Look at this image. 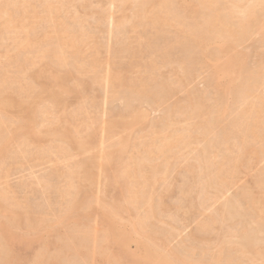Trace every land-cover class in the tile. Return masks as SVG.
<instances>
[{
    "label": "rangeland",
    "instance_id": "1",
    "mask_svg": "<svg viewBox=\"0 0 264 264\" xmlns=\"http://www.w3.org/2000/svg\"><path fill=\"white\" fill-rule=\"evenodd\" d=\"M41 1L40 0H29V1L28 0H7V1L6 0H0V12H1L0 13V21H1L0 22V24H1L0 25V31L3 33L2 34L0 32V88L2 89L0 91L3 93L2 94L0 92V96L2 95L1 97H3V95L6 94V96H4L3 98L0 97V101L2 99V100H5L6 102L7 101L9 102L10 99L13 98L12 101H10L11 103L10 102L9 103H10V105H12V104L15 105V107L13 105L10 106V110L8 108L9 106L5 107L4 109H2V107H1V109H0V113H1L0 118L4 116L3 118H1V120L3 119V120H5V122H7L6 123L7 125H5V122L3 120L0 121V124L3 122L2 125L5 126V127L0 126V129H2L1 133H3V134L5 133V137H1V136H3V134L0 133L1 134L0 139L2 140V138H6L7 136L11 135V133L17 132L18 126H21L26 121H27V124L31 120H32L31 123H34V124H32V132H31V137H30L29 141L25 142L23 139H21V137H22L21 135L23 133H21V134H19L20 132H17L16 134L14 133L15 135H17L14 140L17 142H15L13 140L14 143L12 142L9 145V149L7 148L6 151H4L2 153L4 155L0 154V198L2 196V198H3L2 202L4 201L3 204L0 201V203H1L0 205L1 206L4 205L3 207L0 206V215H2V217L0 216V219L2 220V221H0V223H1L0 226H3V227H0V264H11V263L16 264V261H17V264H36V263H38V264H40V263L41 264L42 263L43 264H53V263L54 264H59V263L60 264L61 263L62 264H77V263L78 264H84V263L85 264H107V263L113 264L114 262H115L114 264H122V263L123 264H159V263L160 264H168V263L169 264H174V263L175 264H199V263L200 264H207V263L208 264H225V263L226 264H231V263L232 264H250V263H252V264H264V214H262L260 212V210L263 209L262 206H264V205H261V207H260V204L258 205L259 202L257 203V201H259L257 199H261L260 196H258V194L264 195L263 194L264 193L263 192L264 191V180H263L264 179V154H263L264 153L263 152L264 146L261 147V145H264L262 142V140L264 141V134H263L264 133V119H263L264 116H262L261 115L262 113L260 112V109L262 111V108H264V103H263L264 102V99H263L264 98V96H263L264 95V84H263L264 83V77H263L264 76V65H263L264 64V33H262L263 30H261L264 28V16L262 14L260 15L261 10L264 11L263 10L264 9V7H263L264 6L263 5L264 0H260L261 2L259 0H255V1L251 0V4L249 3L250 0H235V1L234 0H211L212 2L208 3L209 5H207V3H206L205 7L202 4L203 2H201V0H199V1L198 0H195V1H193V0L192 1H189V0H184V1L183 0H165V1H163L162 0V4L164 2L163 5L161 4L160 0H148L149 1L148 4H147L146 0H144V1L143 0L142 1L141 0H123V1H121V0H109V1L108 0H74V1L73 0H48L47 1L46 0L47 2H45L44 0H41ZM43 1L45 3H43ZM75 1H77V2H75ZM131 1H133V2H131ZM196 1H197V3H199L198 5L196 4ZM4 2L6 3V5L7 4L8 5L6 6ZM22 2H24V3H22ZM112 2H113V4H112ZM190 2L193 3V5H192L193 7L189 8L188 6L189 5L191 6V4H189ZM141 3H142V5H141ZM185 3H186V5H185ZM200 3L203 5V8L200 7ZM230 3H233V4L231 5ZM235 3L237 4V6H234ZM247 3H249L248 6H250V5L254 6V4L257 3V4H255L256 7L250 6V7H252L251 9H250V7L248 8V6H247L249 13L247 12L248 10H246V6H245ZM44 4H45V6H44ZM50 4H51V6H50ZM212 4L215 6H217V5H222V6L214 7ZM18 5L20 8L18 7ZM25 5H26V7H25ZM63 5H65V7ZM155 5H157V6H155ZM169 5H172V6H169ZM206 5H207V8H206ZM27 6L29 7V9ZM162 6L166 7V8H169V7H171V8H169L170 10L167 9L168 10L167 11ZM184 6H185V8H189L188 9L189 12L186 11L187 9L186 10L183 9ZM211 6L213 8H211V10L208 12L207 9H209ZM230 6L236 8L235 13L232 12V14H231L230 10L231 11L235 10L232 7H231L232 9H230L229 11L227 10V13H226V9H229ZM7 7H9V8H7ZM160 7H162V9L165 10L164 11L165 13L162 11V9H160ZM195 7L198 9H201L200 10L201 13L205 12L204 15L203 14L201 15L202 17L204 16L203 19L200 16L201 13H199V15H197V16L201 17V18L198 17V19L200 18L201 20L200 19L198 20L196 15H195V17L192 16V15H194V13L198 14V12H197L198 9L196 12H194ZM242 7H244L243 10H241ZM214 8H215V10H214ZM3 9H7V10L3 11ZM190 9H193V10H191L192 13L190 12ZM222 9L224 11H222ZM253 9L256 10V13L254 12ZM45 10H46V12H43ZM50 10L53 11L52 14H51ZM15 11H17V12H15ZM54 11L56 14L54 13ZM157 11L159 14H158V16L154 17L155 15H157V13L155 14V12H157ZM238 11L239 12L245 11L247 13V16L244 14L246 16V18L244 17V15H242V13H239ZM4 12H7V13L10 12L8 14L9 16L7 15V13L5 14ZM26 12H28L29 14L28 13L25 14ZM36 12H39V13H36ZM99 12L101 14H103V16L100 15ZM167 12H168V14H167ZM171 12H172V14H171ZM15 13H16V15H15ZM229 13L231 14V16L232 15L233 16L232 17L230 15L228 16ZM258 13H259V15H258ZM262 13L264 14V12H262ZM2 14H4V16L1 19ZM165 14L168 16L165 17L166 16ZM206 14L210 15L211 18L208 17V18H210V19H208ZM212 14H214L216 17ZM222 14L223 15L227 14V15H225L226 19H224L225 16H223ZM239 14L243 17V19H241L242 17ZM249 14H251V15H249ZM253 14L254 15L257 14V16H259L261 19H259V17H257V18L254 17ZM137 15L138 16L140 15L139 18ZM161 15L164 16L165 18H163ZM101 16L105 17V18H102ZM176 16H178V17H176ZM187 16H189V17L191 16L189 20H188ZM205 16L208 20L205 19ZM236 16L241 17V18L239 17L240 21H238L239 18H237ZM251 16H252V18H251L252 22L250 20ZM20 17H23V18H20ZM109 17H111V18H109ZM134 17H135V19L136 18H138V19L135 20ZM142 17H144V18H142ZM150 17H152V18L154 17L153 20L155 18L156 19L162 18V21H164L166 18H171V19H169L170 22L168 19H166L167 21L165 20L166 22L161 21V23L163 25L162 24L160 25V20H154V22H153L152 18L150 19ZM157 17H159V18H157ZM183 17H185V18L181 21V19ZM218 17L221 18L222 20L219 19ZM247 17L249 19H247ZM174 18H175V20H174ZM228 18H230L229 21L231 22V24L228 21ZM128 19L130 22L134 19V21H132V22H134L135 24L127 21ZM204 19L206 21H208L207 22L208 25L204 21ZM217 19L221 20V22L223 24L220 25V23H218L216 21ZM258 19H259V21H258ZM7 20L12 21V24H10L6 27L8 31H6V28H4L2 25V24H4L2 22H5ZM52 20H53V22H51ZM146 20H148V21H146ZM190 20H191V22H190ZM242 20H244L243 21L244 24H242ZM248 20H249V22L252 23V25L256 24V21H257V24H256L257 26L255 25L254 27L253 26L250 27L251 23H250V25H245L246 23L249 24ZM126 21L129 23H127ZM151 21L153 22V25H152ZM155 21L158 23H156ZM198 21H201L203 24L201 22H198ZM203 21L206 24L205 27L208 26L209 28L208 27L205 28V27L201 26V25H204ZM233 21H234V24L236 25L235 27H234V24H232ZM18 22H19V24H18ZM193 22L195 23V25ZM211 22H213L214 25L216 24L214 27L216 28V26H217L218 29H215L214 27L210 28L211 26L209 24H211ZM224 22H225V24H224ZM227 22H229V25L227 24ZM56 23H57V25H56ZM63 23L65 24L64 26H62ZM191 23H193V24L191 25ZM170 24H171V26H170ZM213 24H211V25H213ZM60 25H61V27H60ZM237 25H239V27H240L239 29H241V30H242L241 26L243 25V27H246L244 29H246V31L248 30V32L243 31V33L241 34L240 33L241 30H239V29H238L239 31L236 30V27H238ZM133 26H135V28ZM161 26H162V28H161ZM199 26H200V28L202 27L201 28L202 30H199ZM228 26H229V29H232L231 30L232 33L230 35H233V38H234V39L232 38L233 40L232 39L230 40V38L232 36L230 37V35H228L227 31H229V33H230V30L229 29L227 30ZM231 26L233 28H231ZM59 27H60V29H59ZM114 27H115V30H112V29H114ZM80 28L83 30H80ZM203 28L207 29V32L205 30H204L205 32H202ZM222 28H225L227 31L225 29H222ZM57 29H58V32H57ZM193 29L195 31L197 30L196 31L197 34L195 33V31L192 32L193 35L195 33V35H199V36L194 35L195 36V38H194L192 34H191L192 36L189 35V33H191L190 30L193 31ZM212 29L216 30V31H213ZM54 30H55V34H54ZM198 31H201L202 34H200L201 32L198 33ZM233 31H234V33H233ZM236 31H238V32L235 33ZM258 31H260L261 34ZM212 32L216 34V35L214 34L215 35L214 38H212L213 37V35L211 34ZM245 32L247 33V35H243V34H246ZM56 33L59 35H57ZM203 33H204V35H203ZM206 33H207V36L209 34L208 37L206 36ZM238 33L241 34L240 37H239ZM32 34H33V37H32ZM64 34H65V36H64ZM67 34H68V36H67ZM221 34H222V36H221ZM235 34H237V35L235 36ZM55 35H57V37ZM185 35L187 38L185 37ZM202 35H203V37H202ZM7 36L9 37V39L7 38ZM62 36L64 38H62ZM220 36H221V38H220ZM66 37L68 39L70 37H72V38L76 37L77 39L74 38L75 41H68L66 39ZM164 37L165 38L167 37V38L165 39ZM190 37L194 38L195 40L191 39ZM200 37H202V40L204 39L205 42L202 40L200 42ZM228 37H230V38H228ZM29 38H31V39H29ZM56 38H57L58 42L56 41ZM2 39H4V40H2ZM79 39L82 41L80 42ZM189 39L192 42L189 41ZM207 39H208V41H207ZM226 39H228V40H226ZM30 40H32V41H30ZM160 40L163 42H161ZM171 40H173V41H171ZM196 40L199 42H197ZM218 40H219V42H218ZM47 41H49V43ZM64 41H66V42L64 43ZM76 41H77V43H76ZM195 41H196V43H195ZM210 41H211V43H210ZM226 41H228L229 42L228 44L231 45V47H233V48H231L230 46H227L228 44ZM234 41H235V43H234ZM142 42H143V44H142ZM230 42L234 45H232ZM66 43L68 44V46ZM182 43H184L185 45H183ZM193 43L195 44V47H194ZM197 43H200V44L198 45ZM220 43L222 45L217 46ZM225 43H226V45H225ZM236 43H237V45H236ZM44 44H46V45H44ZM154 44H156V45H155V48L153 47L154 48V50H153L152 46H154ZM32 45H33V47H32ZM56 45H58V46H56ZM76 45H79L80 49L78 48V46L76 48L75 47ZM141 45H143V46H141ZM176 45L178 47H176ZM188 45H190L191 48H189ZM200 45H203V46H200ZM59 46H61V47L59 48ZM134 46L136 47L137 50L134 48ZM224 46L227 48H225ZM32 48H33V50H32ZM130 48H131V50H130ZM138 48H140V49H138ZM193 48H196V49H193ZM218 48H220V50ZM223 48H224V50H221ZM228 48H229V50L227 51L226 49H228ZM192 49L194 51H192ZM53 50L57 51V53L54 52ZM120 50H121V53H120ZM133 50L134 51L136 50V53H134L135 55L137 54L136 57H133V55H134ZM156 50H158V51H156ZM200 50H202V51L200 52ZM215 50H217V51H215ZM48 51H50L49 54H47ZM214 51H215V54H214ZM28 52L31 54H29ZM204 53H205V56H204ZM241 53H242V55H240ZM42 54H45L46 56H44ZM233 54H235V56L239 55L237 58H239L240 56L242 58V56H243V58H242L243 60L241 58H240L241 60L237 59ZM116 55H117V57H116ZM153 55H154V57H153ZM187 55H188V57H187ZM233 56H234V59H233ZM132 57H133V59H132ZM220 57H223V59ZM63 58L66 59L65 62H64ZM130 58H131V60H130ZM144 58H146V59L144 60ZM82 59H83V62L81 61ZM176 60H178V61H176ZM215 60H218V61H215ZM234 60L237 62L239 60L240 62L237 63ZM56 61H58V62L56 63ZM223 61H226L227 65H229V64L232 65V63H233V66L237 65L239 67V70L237 71V66H235V70H236L235 71L233 69V66L232 67L227 66L226 63ZM228 61L229 62L231 61V62L229 63ZM52 62H53V64H52ZM59 62H60V64L61 63L66 64L68 62L67 63L68 65L67 64H66V66H65V64L60 65ZM69 62H70V65H69ZM126 62H127V64H126ZM213 62L215 65L217 64L216 66H218V68H212ZM217 62L220 64H218ZM1 63H3V64L1 65ZM46 63H48V64H46ZM55 63H56V65H55ZM114 63H116V64L114 65ZM120 63H121V65H120ZM174 64H176V65H174ZM89 65H90V68H88ZM163 65H164V67H163ZM215 65L213 67H216ZM222 65L224 68L221 67ZM51 66H54V67L52 68ZM135 66H137L138 68ZM171 66H173V67H171ZM175 66H177V67H175ZM242 66L244 69H242ZM261 66H263V67H261ZM116 68L118 71L116 70ZM132 68H134L133 71L129 70ZM163 69H165V70H163ZM211 69L212 70L217 69L218 73H214L216 71L215 70L212 71ZM218 69L219 70L222 69L223 71L222 70L219 71ZM240 69H242V70H240ZM231 70H233V73L231 72ZM257 70L258 71L260 70L261 72L258 73ZM179 71H181V72L179 73ZM188 71H190V72H188ZM229 71H230V74L233 75V77H232V75L228 76V75H230ZM89 72H90V74H89ZM235 72L236 73L238 72L239 74H241V75L244 74V75H242V76L239 74L236 75ZM123 73L125 75H123ZM209 73H211V74H209ZM212 73L216 76V77H214L215 80L212 77L213 76ZM220 73L223 75L222 77H221ZM262 73H263V76H261V78H259V74H262ZM74 74H75V76H74ZM107 74H109L111 76H109ZM117 74L121 75L119 77V79H117V77H118V76H116ZM218 74L220 75L221 79L219 78ZM51 75H52V77H51ZM235 75H236V77H235ZM254 75L256 77L258 75L259 80L257 78H255ZM217 76L220 80H216ZM2 77L4 80L2 79ZM96 77H98V79ZM110 77H113L114 80L113 79L111 80ZM121 77H124V78L121 79ZM170 77H171V79H170ZM226 77H227V79H226ZM230 77H232V78H230ZM245 77H246V79H248V81L245 79ZM253 77L255 78L254 80H256V81L252 80ZM45 78L46 79L50 78V79H48V82H47ZM74 78L76 79V81L74 80ZM89 78L92 82L90 80H88ZM106 78H107V80L110 79L112 82L110 80L105 81ZM133 78H134V80H133ZM222 78H224V79H222ZM240 78H242V79L244 78L246 81L242 80ZM56 79H58V81ZM124 79H126V80H124ZM229 79H231V80L233 79L232 83H230L231 80H229ZM118 80H122V81L118 82ZM240 80L242 81V84H241ZM250 80H252L254 82H252ZM257 80H258V82H257ZM217 81H219L218 84L222 87L217 86L218 85ZM239 81H240V83H239ZM51 82L54 84L57 83L59 87L56 86L57 84L55 86H54V84L52 86H49L52 84ZM60 82L61 83L63 82V83L60 84ZM129 82L131 84H129ZM149 82L152 84H150ZM259 82H261V83H259ZM26 83H27V85H26ZM41 83L43 86L41 85ZM43 83H45L46 86H44ZM75 83H77V84L75 85ZM96 83H98V84H96ZM254 83L257 84V88L255 89V92L253 90H251L252 88L254 89ZM63 84L66 85L65 88L63 87ZM135 84H137V87ZM162 84L164 86H162ZM227 84H229V85L227 86ZM245 84H246V86H243ZM1 85H2V87H1ZM129 85L131 86V88ZM133 85H135V86H133ZM240 85H241V87H240ZM251 85H252V87H250ZM22 86H23V88H22ZM47 86H48V88L46 89ZM68 86L70 88H73L74 90L71 89L72 92H70L69 90L65 91L67 89L66 87H68ZM81 86H82V88H81ZM142 86H143V89H141ZM16 87H18V88H16ZM25 87H26V89H25ZM40 87H42L41 91H43L44 89H46V90H44L43 92H40V90H39ZM51 87H52V89H51ZM61 87H63V88H61ZM91 87H92V89H91ZM133 87H135V88H133ZM138 87H139L141 93L138 91L139 89L136 90ZM245 87H247V88H245ZM255 87H256V85H255ZM125 88H126V90H125ZM49 89H51V91L54 89L53 90L54 92L57 90L60 91V94L58 93V91L56 92V94H57L56 96L61 97L62 99L61 98L60 99L62 101H59V100L57 101V100L52 99L50 97V96L53 97V95H51V94L54 92H52L49 96L45 95L46 94L45 92L47 90L50 91ZM224 89L226 91L229 90V93L225 91V94H226L225 95ZM245 89L246 90L248 89V90L245 91ZM154 90H156V91H154ZM28 91H29V93H27ZM62 91L65 92V93H63L64 96H62ZM78 91L81 94H79ZM160 91H162V93H160ZM244 91L248 92V93H244ZM249 92L252 93V95ZM68 93H69V95H68L69 97L67 96ZM7 94H9V95H7ZM10 94L11 95L13 94L14 96L12 95L13 96L12 97ZM47 94H49V92ZM83 94L85 95V97ZM238 94H239V96L237 97ZM242 94H243V96H242ZM245 94L251 95V96H247ZM138 95H139V97H138ZM7 96L10 97V99H8ZM30 96L32 97V99H29ZM260 96L262 98H260ZM25 97L26 98L28 97V98L26 99ZM35 97L37 100L35 99ZM40 97L42 100L38 99ZM48 97H50V99H51L50 101H48L49 100V99H47ZM164 97H165V99H164ZM184 97H185V99H184ZM197 97H198V99H197ZM86 98H87V100H86ZM161 98H163V99H161ZM204 98H205L206 102H205ZM236 98L238 99L239 102L237 101ZM244 98L247 99V101L244 100ZM16 99H17V101H16ZM20 99H21V102H23L22 104H24L23 105L24 109L22 106L19 105V104H21ZM28 99H29V101H28ZM201 99H202V101H201ZM26 101L28 103H26ZM34 101H36V103ZM86 101L88 104L86 103ZM254 101H255V103H254ZM32 102H34V104ZM43 102L46 105V106L44 105L45 107L42 106L44 104ZM56 102H58V103H56ZM251 102H253V103H251ZM258 102H260V104H261L260 106H258L259 105ZM40 103H42V105ZM52 103L54 104L53 106H52ZM27 104H28V107L26 106ZM30 104H33V105L31 106ZM35 104H37V105H35ZM48 104L50 107L45 109L48 106ZM61 104H65L63 106H65L66 110L64 108H60L59 105H61ZM80 104L82 107L80 106ZM239 104H242V105H239ZM247 104H248V106L250 105L251 107L250 106L248 107ZM253 104H254V111H253V107H252ZM55 105H57V106H55ZM185 105H186V107H185ZM255 105L258 106V108L256 107L257 112L255 111L256 110ZM38 106L41 107V110L43 111V114L45 113V115H43L41 113L42 111L40 110V108ZM76 106H77V108H76ZM199 106L200 107L202 106V108L203 107H205V108L201 109ZM12 107H14V108L12 109ZM29 107L32 108L31 111L29 110L30 109ZM239 107H241V108H239ZM58 108L61 110L57 112L56 109H58ZM182 108H183V111L181 110ZM193 108H194V111L192 110ZM5 109L7 110V112H5L6 111ZM48 109H50V111H48ZM62 109H64V111H62ZM219 109H220V111H219ZM249 109H250V111H249ZM51 110H52V112H51ZM71 110H72V112L75 110L73 113L74 118L71 117V115H72ZM169 110H170V112H169ZM35 111L36 112L41 111V112H38L36 115ZM54 111L56 113L55 115L53 113ZM139 111H141V112H139ZM192 111L194 113L191 114ZM197 111L199 114L197 113ZM229 111H230V113H229ZM239 111L241 113H239ZM258 111L260 113H258ZM187 112H188V114H187ZM202 112H204V113H202ZM209 112H210V114H209ZM237 112L239 113V115ZM245 112H247V113L253 112L256 114V116L254 115L255 116L254 121L257 120V122L253 121V117H250L251 120L249 122L250 124L252 122L255 125L257 124L256 127L258 126L257 128L255 126L253 128V126L250 125V127L253 129L252 134L255 132L252 135L255 138L254 140L252 139L253 137H251L249 135V134H251L250 133L251 130L248 129V126H249L248 120L250 118H249V116H247V118L244 119L247 113L244 115L242 114ZM2 113H4V114H2ZM39 113L42 114V116H43L42 121H41V115H39ZM66 113H69V114L71 113V114L69 115ZM5 114L7 116H5ZM63 115H64V118H61V117H63ZM141 115H142V117H141ZM144 115H145V117H144ZM217 115H218V117H217ZM248 115H250V114H248ZM22 116H23V119L25 121L22 120L23 122L21 121V124L19 125V122L22 119L20 117H22ZM33 116L37 117L40 120H34V118H32ZM13 117L15 119H13ZM17 117H18V120H17ZM29 117L31 118L30 120H28ZM48 117L51 119L52 123H51V121L49 122L50 119ZM53 117L55 119L58 118L57 122H55L56 120L54 121ZM37 118H35V119H37ZM82 118H83V120H82ZM203 118H204V120H203ZM190 119H192V120H190ZM235 119H237V121ZM43 120H45V122ZM60 120H61V122H60ZM246 120H247L248 126L246 124V126L243 127V123ZM8 123H9V127H11V128L8 127ZM15 123L18 125H16ZM53 123L56 125H52ZM59 123H62V124H60L61 126H59ZM63 123H65L66 126ZM132 123H133V126L131 127ZM259 123L261 126L258 125ZM240 124L242 125V130H241ZM12 125L14 127H16L15 131H11L14 129V127ZM63 125H64V127H63ZM135 125H137V127ZM39 126H42V127L38 128ZM44 126H45V128H44ZM73 126L75 128H72ZM122 126H123V128H122ZM2 127H4V128H2ZM233 127L237 128V129H235L236 131L234 130ZM5 128L9 129V131H7V132H9V134L6 131H4V130H6ZM36 128H38V129H36ZM60 128H62V129L67 128L68 130L70 129L69 131H67L69 133L65 132L66 129L62 130ZM86 128H88V129H86ZM138 128H139V132H137ZM223 128H224V130H223ZM101 129H103V130H101ZM182 129H183V131H182ZM204 129H205V131H204ZM257 129H260L259 131L261 133L262 132L263 133L261 134L259 131L257 132ZM57 130L59 131V133ZM125 130L127 133L125 132ZM10 131H11V133H10ZM34 131H35V134H37L36 132H39L38 133L39 135H35ZM50 131H52V132H50ZM54 131H55V133H54ZM61 131H62V133H61ZM242 131H243V133H242ZM247 131L249 132V133H247L248 136L251 137L250 139H252V140H250L248 138V141L249 142L251 141V143L246 141L247 145H248V143H249V145L250 144L253 145L255 141H257V142H255L257 145H258V142H260V141L262 142V144L260 142L258 146L256 144H254L253 149H256V147H257L256 151L251 149L252 145H250L251 147L249 146V148H247L246 145H243L242 139H244V136L246 134L245 132H247ZM40 132H42V133H40ZM45 132H47V134ZM177 132H178V135L181 133L180 136L177 135ZM221 132H223V133H221ZM186 133L187 134L189 133V134L187 135ZM54 134H56V136ZM62 134L64 136L62 138L63 140L60 138ZM86 134L91 135L92 138ZM171 134H172V136H171ZM183 134H184V137L189 136L186 138L187 140L183 137ZM255 134H258V135H255ZM259 134H260V136H259ZM51 136H53V137L51 138ZM66 136H67V138H70V141H68V140L65 141V139H67ZM212 136H214V137H212ZM79 137H80V139H79ZM123 137L124 138L126 137V138L124 139ZM247 137L244 140H246ZM260 137H262V138H260ZM53 138L55 140H57L58 142H56L55 140L53 142ZM216 138H219V139H216ZM234 138H235V140H234ZM86 139H89V140H87V142H86ZM61 140L65 141V142H62ZM181 140H183V142ZM208 140H210V141H208ZM59 141L61 144L59 143ZM234 141H235V143H237V145L234 144ZM20 142H23V143L20 144ZM31 142H32V144H31ZM77 142H79L83 146H84V144L89 143V145L87 144L89 147L87 145H85L87 149L80 147V149H83L81 151L78 148L79 143H77ZM222 142H224V143H222ZM160 143H162V144L160 145ZM232 143H233V146L235 145L236 147L235 146L232 147ZM244 143H245V141H244ZM53 144L54 145L56 144V145L54 146ZM163 144H164V146H162ZM180 144H181V146H180ZM74 145H76V146H74ZM121 145H123V146H121ZM124 145H125V147H124ZM141 145H142V147H141ZM175 145H177L178 147ZM238 145H241V146H238ZM242 145L246 146V147H244L241 150L236 149L238 147H242ZM159 146L161 147L160 149H159ZM223 146H225V147H223ZM62 147L63 148L65 147L64 149L68 153ZM76 147H77V150H80V151H77ZM110 147H112V148H110ZM202 147H203V149H202ZM19 148H20V150H19ZM21 148H23L24 150L26 149V150L23 151ZM90 148H91V150H90ZM100 148H102V149H100ZM119 148H121V150H119ZM180 148H182V149H180ZM219 148H221V150ZM227 148H229V149H227ZM258 148H260V150ZM122 149H124V150H122ZM161 149H162V152L164 151L165 154L161 152ZM249 149H251V150H249ZM219 150H220V152H219ZM235 150H237V151H235ZM238 150H239V153H238ZM243 150H245L246 153ZM7 151H9V152H7ZM26 151H28V152H26ZM64 151H65V154H64ZM88 151H91V152H88ZM222 151H224V152H222ZM259 151H262V152L260 153ZM6 152H7V154H6ZM59 152H61V153H59ZM81 152H82V155L80 154ZM83 152L86 154H84ZM252 152H255V153H252ZM103 153L105 154V157L107 158L106 161L104 159L105 157H104ZM109 153L111 155H109ZM134 153H135V155H134ZM229 153H232V154L229 155ZM236 153H238V157H237ZM23 154H25V155H23ZM42 154L44 157L42 156ZM77 154H80V155H77ZM233 154L236 156V158L239 159V161H240V158L243 157L242 159L244 161V167H245V164H247V161L252 156L256 155L255 157H252V158H254L253 160H252V158L250 159V161H253V166L250 165V168H249V166H248L249 164L246 165L248 167L247 169L244 168L246 171L244 169H242V167H237V165H239L243 161L241 159V162H239V164H237L238 161L232 160V157H234ZM239 154L242 157L239 158ZM245 154H248V155H245ZM258 154H262V155L260 156ZM142 155H143V157L140 158V156H142ZM144 155H145V157H144ZM231 155H232V157H231ZM250 155H252V156H250ZM88 156H89V158H88ZM110 156H112V157H110ZM226 156H228V157H226ZM247 156H250V158ZM176 157H177V159H176ZM245 157L248 158V160L246 159L247 161L244 160ZM257 157H259V158H257ZM155 158H156V161H155ZM85 159H89V161L87 160V162H86ZM117 159H118V161L116 162ZM119 159H120V161H119ZM158 159H159V161H158ZM170 159H172V160L170 161ZM190 159L194 160V161H190ZM92 160H93V162H91ZM101 160H102V162H101L102 164L100 163ZM195 160L197 161V163ZM138 161L140 164L137 163ZM147 161H148V164H147ZM201 161H203V162H201ZM84 162H86L87 164ZM120 162H121V164H120ZM231 162H232V164H231ZM77 163H78V165H77ZM81 163H83V164H81ZM92 164L94 167L90 166ZM100 164H101V167H100ZM224 164H226V165H224ZM228 164H230L231 166H229ZM250 164H252V162ZM80 165L83 166L84 168L87 167V169L83 168L84 169L83 170L82 168H80ZM138 165H140V166L138 167ZM160 165H162V166H160ZM163 165H164V167H163ZM74 166H76V167H74ZM194 166H196V169ZM240 166H243V164ZM89 168H91L92 170H89ZM129 168H130V170H129ZM233 168L235 170H232ZM75 169H78V171ZM80 169H82L81 170L82 172L79 171ZM100 169H101V171H100ZM131 169H133V170H131ZM157 169H158V171H157ZM85 170H86V172H85ZM193 170L195 171L196 174L194 173ZM199 170L201 171V173ZM218 170L219 171L221 170L220 173ZM222 170H224V171L222 172ZM238 170L240 172L241 171L242 172L241 173L239 172V174H238V172H237ZM75 171H77V172H75ZM89 171H93V172H89ZM113 171H115L116 173ZM89 173L90 174L93 173V175L95 177L93 175L90 176ZM124 174L126 176H123ZM137 174H139V175L137 176ZM110 175H111V177H110ZM121 175L124 178L123 177L121 178ZM196 175H197V177H195ZM231 175H232V178H231ZM85 176H87V177H85ZM148 176H150V177H148ZM189 176H191V177H189ZM211 176H213V177H211ZM254 176H255V178H254ZM66 177H68V178H66ZM198 177H200V178H198ZM259 177H260V179L258 180ZM43 178H44V180H43ZM125 178H127V179H125ZM201 178H203V179H201ZM87 179H89V181ZM254 179H255V181H254ZM111 180H113V183L110 182ZM207 182L209 183V185ZM257 182H258V184H255ZM78 183H79V185H78ZM200 183H202V184H200ZM215 183H217L218 185L217 184L215 185ZM212 184H213V186H211ZM142 185H144V186L146 185L148 187L145 188L143 186L144 189H142V191H141V189H139V188H141ZM190 185H191V187H190ZM252 187H253V189H252ZM54 188H55V191H54ZM74 189H76V190H74ZM129 189H130V191L132 190L131 193H130ZM214 189H216V190H214ZM255 189H257V190L255 191ZM258 189L260 191L263 190L262 191L263 193L259 192ZM219 190H220V192H219ZM244 190H245V192H243ZM41 191H42V193H41ZM43 191H45V192H43ZM76 191L79 195H77ZM80 193H81V195H80ZM248 193L249 194L251 193V194L249 195ZM126 194H127V197H126ZM143 194H145V197L147 196L148 198L147 197L144 198ZM146 194H148V195H146ZM69 195H70V197H69ZM129 195H130V197H129ZM131 195H133L135 197H133ZM141 195H143V198H141L142 197ZM193 195H194V197H193ZM252 195H254V197H252ZM256 195L258 196V198L256 197ZM74 196H77V197H75L76 200L75 199L72 200L74 198ZM196 196H198V197H196ZM110 197H111V199H110ZM248 197H249V199H248ZM261 197H262V199H264L263 198L264 196H261ZM115 199H118L117 200L118 202ZM137 199H140V200H137ZM147 199H148V201H147ZM149 199H150V201H149ZM191 199L192 200L194 199V200L192 201ZM68 200L72 203H73V201H76V204H75L76 207L73 206L74 207L73 211L71 210L73 208L72 203L69 202L70 204H68ZM90 200H91V202H89ZM87 201L89 203H87ZM139 201H141V202H139ZM145 201H146V203L147 202H149V203L144 204ZM114 202L116 203V205ZM150 202L152 204H150ZM234 202H235V204H233ZM253 202H255V204ZM263 202L264 201H260V203H262V204H263ZM250 203H251V205H254V206H256V204H257L258 205V207L256 206L257 210L260 208L261 209L259 211H257V210H255V208L253 206L251 208ZM77 204H78V206H77ZM149 204L151 205V208H150ZM69 205H71V209L68 208ZM112 205H114V206H112ZM10 206H11V208H10ZM84 206H85V208H84ZM116 206H119V207L117 208ZM113 207H115V208L113 209ZM126 207H127V209H126ZM75 208H76V213H73V212H75ZM193 208H195V209H193ZM68 209L71 211H68ZM79 209H81L82 211H80ZM110 209H112V210H110ZM250 209H251V211H250ZM252 210L255 213L256 212L257 213L255 214ZM9 211L12 213L14 212L15 214L14 213L13 214L16 216V218L13 215L14 219H10V218H12V216H10V215H12V214H9ZM17 211L19 214H17ZM122 211H123V213H122ZM67 212H70V213H67ZM71 212H72V214H71ZM112 212H114V213H112ZM115 212L117 213L116 215H115ZM118 212H120V213H118ZM225 212H226V214H224ZM2 213H4V214H2ZM108 213L109 214L112 213L113 215L111 214L109 217V215H107ZM156 213H157V215H156ZM263 213H264V211H263ZM169 214H170V216H169ZM57 215H59V216H57ZM136 215H137V217H136ZM258 215H260V217H258ZM106 216L108 218H106ZM111 216H113V217H111ZM164 216L166 217V219ZM223 216H226V217H223ZM73 217H74V219H73ZM78 217H79V219H78ZM102 217L105 219L103 220ZM20 218L21 219L23 218V219L21 220ZM140 218L142 221L140 220ZM147 218L148 219L150 218V220H148ZM170 218H171V220H170ZM69 219H71V220H69ZM17 220H18V222H16V224H18V225L14 224L15 223L14 221H17ZM215 220H217V221H215ZM19 221H21V222H19ZM140 221L142 222V224ZM147 221L149 224H146ZM9 222H11V223L14 222L13 226ZM39 223H41V225ZM132 223H134V224H132ZM3 224H6V225H3ZM79 224H81V225H79ZM43 225H45V227ZM132 225H133V227L134 226L136 227L137 233L134 230H133L134 233L132 232V229L135 228V227L132 228ZM137 225H138V227H137ZM151 225H153V226H151ZM164 225H165V227H167V229L164 227ZM202 225L204 228L202 227ZM30 226H32V227H30ZM77 226H80V227H77ZM14 227H16V228H14ZM34 227L36 230L34 229ZM37 227L41 228L42 230L44 229V230L42 231L41 229H37ZM48 227H49V229H48ZM52 227H54V228H52ZM150 227H152V228H150ZM11 228L12 229L14 228V229L12 230ZM21 229H22V231L20 232ZM76 229H77V231H76ZM230 229H231V232H230ZM56 230H57V232H56ZM110 230H112L113 232H110ZM153 230H154V232H153ZM2 231L4 234L2 233ZM38 231H39V233H38ZM142 231H144V232H142ZM8 232L10 234H8ZM13 232L14 233L16 232V233L14 234ZM120 232H123V233L120 234ZM69 233H72L71 238H69L70 237ZM87 233H88V235H87ZM153 233H154V235H153ZM209 233H211V234L209 235ZM6 234H8V235H6ZM93 234H94V236L98 234L97 236H95L96 239H93V237H94ZM112 234H114V236L117 235L116 237L123 238L124 243H119L118 240L113 241L111 238ZM133 234H136L137 236H135ZM140 234H141V236H139ZM104 235H107L106 237H107V239L109 237V240H106ZM123 235H124V237H123ZM199 235H201V236H199ZM3 236H4V239L6 238L7 240L2 239ZM6 236H8V238ZM64 236H65V238H64ZM91 236H92V238H91ZM9 237H11L10 241H12V243L9 242V244H8L7 241H9L8 240ZM21 238H23V240ZM26 238H28V239H26ZM13 239H15V240H13ZM84 239H86V240H84ZM93 240L95 243L92 242ZM4 241L7 243L5 244ZM31 241H33V243ZM13 242H14V244H13ZM58 242H59V244H58ZM89 242L91 244H89ZM112 242H114V243H112ZM29 243H31V244H29ZM47 243L49 246L47 245ZM156 243H157V245H156ZM11 244H12V246H14V248L11 246ZM93 244H94V246H93ZM72 245H74L75 247ZM141 245H143L144 248ZM159 245H161V246L159 247ZM249 246H251V247H249ZM7 247H9V248L7 249ZM70 247L72 249H68ZM214 247H216L217 249H215ZM80 248H81V251H79ZM245 248H246V250H245ZM247 248H250V249H247ZM10 249H11V251L9 252ZM44 249H45V251L41 252ZM86 249H88V251ZM103 250H104V252H103ZM247 250H249V251H247ZM244 251H246V252H244ZM77 252H79V253H77ZM124 252H126V253H124ZM217 252H219V253H217ZM248 252L251 254L249 255ZM255 252H256V254H255ZM172 253H174V255ZM12 254H14L13 256H15V257L10 256ZM41 254H43V255H41ZM40 255H41V257H40ZM175 255H176V258H175ZM118 256H120V257H118ZM144 256H146V257H144ZM226 256H228V257H226ZM9 257H12V258L9 259ZM42 257H43V260L46 259L44 262L42 261ZM80 257H82V258H80ZM132 257H133V259H132ZM72 258H73V260L68 261L69 259H72ZM85 258H87V260ZM114 258H115V261H114ZM148 258H150V259H148ZM11 259H13V260H11ZM143 259H145V260H143ZM166 259H167V261H166ZM170 259H172V260H170ZM163 260L165 262H163ZM182 260H185V261H182ZM206 260H207V262H206ZM229 261H231V262L229 263Z\"/></svg>",
    "mask_w": 264,
    "mask_h": 264
},
{
    "label": "bare ground",
    "instance_id": "2",
    "mask_svg": "<svg viewBox=\"0 0 264 264\" xmlns=\"http://www.w3.org/2000/svg\"><path fill=\"white\" fill-rule=\"evenodd\" d=\"M6 1H7V0H6ZM28 1H29V0H28ZM40 1H41V0H40ZM44 1L47 2L48 0H47V1L44 0ZM44 1H43V3H45ZM73 1H74V0H73ZM108 1H109V0H108ZM121 1H123V0H121ZM141 1H142V0H141ZM143 1H144V0H143ZM160 1H161V4H162V0H160ZM160 1H159V2H160ZM163 1H165V0H163ZM183 1H184V0H183ZM189 1H192V0H189ZM193 1H195V0H193ZM198 1H199V0H198ZM234 1H235V0H234ZM254 1H255V0H254ZM254 1H253V2H254ZM259 1H260V0H259ZM10 2H11V1H10ZM19 2H20V1H19ZM41 2H42V1H41ZM49 2H50V1H49ZM49 2H48V3H49ZM75 2H77V1H75ZM78 2H79V1H78ZM114 2H115V1H114ZM131 2H133V1H131ZM146 2H147V4L149 3L148 0H146ZM166 2H167V1H166ZM166 2H165V3H166ZM170 2H171V1H170ZM175 2H176V1H175ZM178 2H179V1H178ZM201 2H203L202 4H203L204 7H205V4H206V3H207V5H209L208 3L212 2V1H211V0H201ZM218 2H219V1H218ZM231 2H232V1H231ZM236 2H237V1H236ZM257 2H258V1H257ZM260 2H261V1H260ZM263 2H264V1H263ZM4 3H5V2H4ZM4 3H3V4H4ZM22 3H24V2H22ZM26 3H27V2H26ZM28 3H29V2H28ZM59 3H60V2H59ZM61 3H62V2H61ZM79 3H80V2H79ZM167 3H168V2H167ZM171 3H172V2H171ZM183 3H184V2H183ZM220 3H221V2H220ZM226 3H227V2H226ZM243 3H244V2H243ZM249 3L251 4V0L249 1ZM249 3H247V4L245 5V6H246V10H248V8H249L250 6H252V5L248 6ZM9 4H10V3H9ZM40 4H41V3H40ZM85 4H86V3H85ZM112 4H113V2H112ZM120 4H121V3H120ZM134 4H135V3H134ZM144 4H145V3H144ZM147 4H146V5H147ZM163 4H164V2H163ZM163 4H162V5H163ZM172 4H173V3H172ZM180 4H181V3H180ZM189 4H191V6H190V5L188 6L189 8H190V7H193V6H192V5H193L192 2H190ZM196 4L198 5L199 3H197V1H196ZM202 4L200 3V7L203 8V5H202ZM215 4H216V3H215ZM230 4L232 5L233 3H230ZM255 4H257V3H255ZM255 4H254V6H252V7H256ZM260 4H261V3H260ZM5 5H6V3H5ZM7 5H8V4H7ZM7 5H6V6H7ZM27 5H28V4H27ZM57 5H58V4H57ZM86 5H87V4H86ZM86 5H85V6H86ZM141 5H142V3H141ZM178 5H179V4H178ZM185 5H186V3H185ZM207 5H206V8H207ZM212 5H213V4H212ZM223 5H224V4H223ZM263 5H264V4H263ZM23 6H24V5H23ZM44 6H45V4H44ZM47 6H48V5H47ZM50 6H51V4H50ZM63 6L65 7V5H63ZM119 6H120V5H119ZM134 6H135V5H134ZM153 6H154V5H153ZM155 6H157V5H155ZM160 6H161V5H160ZM169 6H172V5H169ZM195 6H196V5H195ZM213 6H214V7H217V6H222V5H217V6L213 5ZM234 6H237V4L235 3ZM247 6H248V8H247ZM18 7H19V5H18ZM25 7H26V5H25ZM27 7H28V6H27ZM48 7H49V6H48ZM162 7H163V6H162ZM162 7H160V9H162ZM180 7H181V6H180ZM180 7H179V8H180ZM182 7H183V6H182ZM231 7H232V6H230L229 9H226V13H227V10L229 11V10L232 9V8H234L235 10H234V11H231V10H230L231 14H232V12L235 13L236 8H235V7H232V8H231ZM252 7H250V9H251ZM263 7H264V6H263ZM1 8H2V7H1ZM7 8H9V7H7ZM16 8H17V7H16ZM19 8H20V7H19ZM52 8H53V7H52ZM60 8H61V7H60ZM152 8H153V7H152ZM155 8H156V7H155ZM163 8H165L166 10H167V9L170 10L169 8H171V7H169V8L163 7ZM189 8H185V6H184L183 9H185V10L187 9L186 11L189 12V10H188ZM211 8H213V7L211 6L209 9H207L208 12L211 10ZM238 8H239V7H238ZM260 8H261V7H260ZM23 9H24V8H23ZM28 9H29V7H28ZM45 9H46V8H45ZM56 9H57V8H56ZM176 9H177V8H176ZM195 9H196V10H195ZM195 9H194V12H196L198 8L195 7ZM243 9H244V7H242L241 10H243ZM254 9H255V8H254ZM254 9H253V10H254ZM258 9H259V8H258ZM4 10H7V9H3V11H4ZM40 10H41V9H40ZM47 10H48V9H47ZM51 10H52V9H51ZM51 10H50V11H51ZM139 10H140V9H139ZM144 10H145V9H144ZM168 10H167V11H168ZM172 10H173V9H172ZM191 10H193V9H190V12H191ZM200 10H201V9H198V11H197L198 14H195V13H194V15H192V16L195 17V15H196V16L199 15V13H201ZM214 10H215V8H214ZM217 10H218V9H217ZM237 10H238V9H237ZM246 10H245V11H246ZM260 10H261V9H260ZM260 10H259V11H260ZM263 10H264V9H263ZM19 11H20V10H19ZM27 11H28V10H27ZM48 11H49V10H48ZM64 11H65V10H64ZM137 11H138V10H137ZM162 11L164 12L165 10L162 9ZM204 11H205V10H204ZM204 11H203V12H204ZM222 11H224V10L222 9ZM239 11H240V10H239ZM239 11H238V12H239ZM245 11H241V12H239V13H242V15L245 14V15L247 16V13H246ZM251 11H252V10H251ZM13 12H14V11H13ZM13 12H12V13H13ZM15 12H17V11H15ZM22 12H23V11H22ZM40 12H41V11H40ZM43 12H46V10L43 11ZM43 12H42V13H43ZM100 12H101V11H100ZM100 12H99V13H100ZM140 12H141V11H140ZM144 12H145V11H144ZM172 12H173V11H172ZM172 12H171V14H172ZM247 12L249 13V10H248ZM254 12L256 13V10H254ZM262 12H264V11L261 10L260 15L262 14V15L264 16V14H263ZM0 13H1V12H0ZM2 13H3V12H2ZM4 13L6 14L7 12H4ZM9 13H10V12H9ZM9 13H7V15H8ZM27 13H28V12H26L25 14H27ZM36 13H39V12H36ZM47 13H48V12H47ZM52 13H53V11H51V14H52ZM54 13H55V11H54ZM105 13H106V12H105ZM129 13H130V12H129ZM156 13H157V15H155ZM164 13H165V12H164ZM164 13H163V14H164ZM182 13H183V12H182ZM182 13H181V14H182ZM191 13H192V12H191ZM204 13H205V12H204ZM204 13H201L200 16H201L202 14L204 15ZM210 13H211V12H210ZM214 13H215V12H214ZM221 13H222V12H221ZM25 14H24V15H25ZM28 14H29V13H28ZM40 14H41V13H40ZM40 14H39V15H40ZM55 14H56V13H55ZM55 14H54V15H55ZM150 14H151V13H150ZM150 14H149V15H150ZM155 14H154V15H155L154 17L158 16V14H159L158 11L155 12ZM167 14H168V12H167ZM188 14H189V13H188ZM188 14H187V15H188ZM223 14H224V13H223ZM223 14H222V15H223ZM231 14L229 13L228 16H229V15L231 16ZM7 15H6V16H7ZM15 15H16V13H15ZM43 15H44V14H43ZM85 15H86V14H85ZM100 15L103 16V14H101V13H100ZM165 15H166V14H165ZM179 15H180V14H179ZM189 15H190V14H189ZM212 15H214V14H212ZM217 15H218V14H217ZM222 15H221V16H222ZM225 15H227V14H225ZM225 15H223V16H225ZM235 15H236V14H235ZM239 15H240V14H239ZM245 15H244V17L246 18ZM249 15H251V14H249ZM253 15H254V14H253ZM258 15H259V13H258ZM3 16H4V14H2L1 19L3 18ZM8 16H9V15H8ZM32 16H33V15H32ZM36 16H37V15H36ZM45 16H46V15H45ZM102 16H101V17H102ZM137 16H138V15H137ZM139 16H140V15H139ZM139 16H138V18H139ZM142 16H143V15H142ZM144 16H145V15H144ZM147 16H148V15H147ZM152 16H153V15H152ZM159 16H160V15H159ZM161 16H162V15H161ZM167 16H168V15H166L165 17H167ZM170 16H171V15H170ZM200 16H197V19H198V17H200ZM206 16H207V18H208V17L211 18L210 15H207V14H206ZM206 16H205V19H206V20L210 19V18L207 19ZM214 16H215V15H214ZM232 16H233V15H232ZM232 16H231V17H232ZM240 16H241V15H240ZM240 16H239V17H240ZM11 17H12V16H11ZM14 17H15V16H14ZM53 17H54V16H53ZM101 17H100V18H101ZM107 17H108V16H107ZM130 17H131V16H130ZM154 17H153V18H154ZM162 17L165 18L164 16H162ZM176 17H178V16H176ZM179 17H180V16H179ZM187 17H188V20H189L191 16H190V17L187 16ZM201 17H202V16H201ZM201 17H200V18H201ZM215 17H216V16H215ZM219 17H220V16H219ZM219 17H218V18H219ZM236 17L239 18L238 16H236ZM241 17H242V16H241ZM241 17H240V18H241ZM248 17H249V16H248ZM248 17H247V19H249ZM254 17L257 18V17H259V16H257V14H255ZM4 18H5V17H4ZM20 18H23V17H20ZM34 18H35V17H34ZM36 18H37V17H36ZM46 18H47V17H46ZM46 18H45V19H46ZM96 18H97V17H96ZM98 18H99V17H98ZM102 18H105V17H102ZM109 18H111V17H109ZM138 18H136V19H138ZM142 18H144V17H142ZM151 18H152V17H150V19H151ZM153 18H152V20H153ZM157 18H159V17H157ZM180 18H181V17H180ZM184 18H185V17H183V18L181 19V21H182ZM192 18H193V17H192ZM200 18H199V19H200ZM203 18H204V16L202 17V19H203ZM234 18H235V17H234ZM240 18L238 19V21H240ZM245 18H244V19H245ZM251 18H252V16L250 17V20H251ZM50 19H51V18H50ZM129 19H130V18H129ZM129 19H128L127 21H129ZM134 19H135V17H134ZM134 19H133L132 21H134ZM136 19H135V20H136ZM166 19L169 20V19H171V18H166ZM166 19H165V20H166ZM178 19H179V18H178ZM199 19H198V20H199ZM205 19H204V21L207 23L208 21H206ZM213 19H214V18H213ZM213 19H212V20H213ZM219 19H221V18H219ZM219 19H217L216 21H217L218 23H220V25H222V24H223V23L221 22L222 19H221V20H219ZM224 19H226V16H225ZM229 19H230V18H228V21H229ZM241 19H243V17H242ZM254 19H255V18H254ZM254 19H253V20H254ZM259 19H261V18L259 17ZM259 19H258V21H259ZM74 20H75V19H74ZM95 20H96V19H95ZM103 20H104V19H103ZM110 20H111V19H110ZM123 20H124V19H123ZM125 20H126V19H125ZM154 20H160V25L162 24V23H161L162 18H161V19H156V18H155ZM154 20H153V22H154ZM165 20H164V21H165ZM174 20H175V18H174ZM200 20H201V19H200ZM255 20H256V19H255ZM22 21H23V20H22ZM43 21H44V20H43ZM63 21H64V20H63ZM111 21H112V20H111ZM127 21H126V22H127ZM132 21H131V22H132ZM138 21H139V20H138ZM146 21H148V20H146ZM164 21H162V22H164ZM166 21H167V20H166ZM166 21H165V22H166ZM193 21H194V20H193ZM204 21H203V22H204ZM224 21H225V20H224ZM238 21H237V22H238ZM243 21H244V20H242V24H244ZM245 21H246V20H245ZM0 22H1V21H0ZM19 22H20V21H19ZM19 22H18V24H19ZM46 22H47V21H46ZM51 22H53V20H52ZM54 22H55V21H54ZM101 22H102V21H101ZM101 22H100V23H101ZM129 22H130V21H129ZM129 22H127V23H129ZM131 22H130V23H131ZM142 22H143V21H142ZM153 22L151 21L152 25H153ZM155 22H156V21H155ZM169 22H170V20H169ZM190 22H191V20H190ZM198 22H201V21H198ZM205 22H204V25H201V24H200V25H201L202 27H205V25H206ZM225 22H226V21H225ZM225 22H224V24H225ZM229 22H230V21H229ZM229 22H227L228 25H229ZM235 22H236V21H235ZM248 22H249V20H248ZM251 22H252V20H251ZM251 22H249V24L246 23L245 25H250ZM2 23H4V24H2L3 27L6 28L8 25L12 24V21L7 20V21L2 22ZM20 23H21V22H20ZM41 23H42V22H41ZM102 23H103V22H102ZM132 23H134V22H132ZM139 23H140V22H139ZM139 23H138V24H139ZM156 23H158V22H156ZM188 23H189V22H188ZM188 23H187V24H188ZM193 23H194V22H193ZM193 23H191V25H192ZM201 23H202V22H201ZM238 23H239V22H238ZM50 24H51V23H50ZM50 24H49V25H50ZM79 24H80V23H79ZM134 24H135V23H134ZM171 24H172V23H171ZM171 24H170V26H171ZM174 24H175V23H174ZM177 24H178V23H177ZM185 24H186V23H185ZM202 24H203V23H202ZM211 24H213V22H211ZM211 24H209V25L211 26L210 28H212V27H214V26L216 25V24H215V25H214V24L211 25ZM230 24H231V22H230ZM232 24H234V21H233ZM236 24H237V23H236ZM253 24H254V23H253ZM256 24H257V21H256ZM256 24L252 25V23H251V26H250V27H252V26L254 27ZM261 24H262V23H261ZM0 25H1V24H0ZM52 25H53V24H52ZM56 25H57V23H56ZM56 25H55V26H56ZM64 25H65V24L63 23L62 26H64ZM100 25H101V24H100ZM117 25H118V24H117ZM124 25H125V24H124ZM128 25H129V24H128ZM136 25H137V24H136ZM162 25H163V24H162ZM168 25H169V24H168ZM194 25H195V23H194ZM207 25H208V23H207ZM239 25H240V24H239ZM239 25H237L238 27H236V30H238V29L240 28ZM245 25H244V26H245ZM177 26H178V25H177ZM189 26H190V25H189ZM235 26H236V25L234 24V27H235ZM256 26H257V25H256ZM60 27H61V25H60ZM60 27H59V29H60ZM66 27H67V26H66ZM80 27H81V26H80ZM123 27H124V26H123ZM133 27L135 28V26H133ZM179 27H180V26H179ZM202 27H201V28H202ZM207 27H208V26H206L205 28H207ZM225 27H226V26H225ZM248 27H249V26H248ZM250 27H249V28H250ZM8 28H9V27H8ZM116 28H117V27H116ZM155 28H156V27H155ZM157 28H158V27H157ZM161 28H162V26H161ZM201 28H200V26H199V30H202ZM208 28H209V27H208ZM214 28H215V27H214ZM214 28H213V29H214ZM220 28H221V27H220ZM231 28H233V27L231 26ZM241 28H242V30H241V29H239V30H241L240 33L242 34L243 31H246V29H244V28H246V27H243V25H242ZM258 28H259V27H258ZM258 28H257V29H258ZM261 28H262V27H261ZM261 28H260V29H261ZM25 29H26V28H25ZM53 29H54V28H53ZM55 29H56V28H55ZM61 29H62V28H61ZM78 29H79V28H78ZM119 29H120V28H119ZM182 29H183V28H182ZM197 29H198V28H197ZM213 29H212V30H213ZM215 29H218V27L216 26ZM222 29H225V28H222ZM228 29H229V26H228L227 30H228ZM247 29H248V28H247ZM20 30H21V29H20ZM27 30H28V29H27ZM74 30H75V29H74ZM80 30H83V29L80 28ZM112 30H115V27H114V29H112ZM128 30H129V29H128ZM188 30H189V29H188ZM204 30L207 32V29H204V28H203V31H202V32H205ZM225 30H226V29H225ZM227 30H226V31H227ZM229 30H230V33H229V31H227V32H228V35H230V34L232 33V31H231L232 29H229ZM233 30H234V29H233ZM239 30H238V31H239ZM261 30H263L262 33H264V28L261 29ZM6 31H8L7 28H6ZM84 31H85V30H84ZM116 31H117V30H116ZM194 31H195L194 29H193V31L190 30L191 33H189V35H191V34L193 35L192 32H194ZM196 31H197V30H196ZM196 31H195V33H196ZM209 31H210V30H209ZM213 31H216V30H213ZM217 31H218V30H217ZM238 31H236L235 33H237ZM249 31H250V30H249ZM0 32H1V31H0ZM28 32H29V31H28ZM57 32H58V29H57ZM61 32H62V31H61ZM64 32H65V31H64ZM200 32H201V31H198V33H200ZM202 32H201L200 34H202ZM210 32H211V31H210ZM246 32H248V30H247ZM246 32H245V33H246ZM258 32H260V31H258ZM1 33H2V32H1ZM8 33H9V32H8ZM195 33H194V35H195ZM233 33H234V31H233ZM2 34H3V33H2ZM29 34H30V33H29ZM54 34H55V30H54ZM56 34H57V33H56ZM76 34H77V33H76ZM141 34H142V33H141ZM158 34H159V33H158ZM181 34H182V33H181ZM196 34H197V33H196ZM211 34L213 35V37L210 35L212 38H214V36L216 35V34L213 33V32H212ZM214 34H215V35H214ZM223 34H224V33H223ZM238 34H239V33H238ZM241 34H239V37L241 36ZM260 34H261V32H260ZM51 35H52V34H51ZM57 35H59V34H57ZM57 35H55V36L57 37ZM61 35H62V34H61ZM70 35H71V34H70ZM70 35H69V36H70ZM116 35H117V34H116ZM119 35H120V34H119ZM145 35H146V34H145ZM182 35H183V34H182ZM182 35H181V36H182ZM192 35H191V36H192ZM194 35H193L194 38H195V36H199V35H195V36H194ZM203 35H204V33H203ZM203 35H202V37H203ZM236 35H237V34H235V36H236ZM243 35H247V33H246V34H243ZM52 36H53V35H52ZM64 36H65V34H64ZM67 36H68V34H67ZM142 36H143V35H142ZM160 36H161V35H160ZM206 36H207V33H206ZM206 36H205V37H206ZM208 36H209V34H208ZM208 36H207V37H208ZM217 36H218V35H217ZM221 36H222V34H221ZM221 36H220V38H221ZM225 36H226V35H225ZM231 36H232V37H231ZM262 36H263V35H262ZM2 37H3V36H2ZM32 37H33V34H32ZM48 37H49V36H48ZM132 37H133V36H132ZM139 37H140V36H139ZM172 37H173V36H172ZM182 37H183V36H182ZM185 37H186V35H185ZM202 37H200V42H201V40H202ZM230 37H231V38H230ZM230 37H228V38H230V40H231V39L233 38V35H230ZM237 37H238V36H237ZM242 37H243V36H242ZM242 37H241V38H242ZM7 38L9 39L8 36H7ZM54 38H55V37H54ZM62 38H64V37L62 36ZM74 38L77 39L76 37H74ZM74 38L70 37V38L68 39V38L66 37V39H67L68 41H75ZM83 38H84V37H83ZM141 38H142V37H141ZM164 38H165V37H164ZM166 38H167V37H166ZM166 38H165V39H166ZM186 38H187V37H186ZM190 38H191V39H194V38H192V37H190ZM222 38H223V37H222ZM225 38H226V37H225ZM225 38H224V39H225ZM10 39H11V38H10ZM29 39H31V38H29ZM29 39H28V40H29ZM49 39H50V38H49ZM52 39H53V38H52ZM145 39H146V38H145ZM149 39H150V38H149ZM165 39H164V40H165ZM179 39H180V38H179ZM205 39H206V38H205ZM224 39H223V40H224ZM233 39H234V38H233ZM233 39H232V40H233ZM235 39H236V38H235ZM238 39H239V38H238ZM2 40H4V39H2ZM61 40H62V39H61ZM64 40H65V39H64ZM79 40H80V39H79ZM83 40H84V39H83ZM186 40H187V39H186ZM194 40H195V39H194ZM219 40H220V39H219ZM219 40H218V42H219ZM226 40H228V39H226ZM230 40H229V41H230ZM30 41H32V40H30ZM36 41H37V40H36ZM56 41L58 42L57 38H56ZM62 41H63V40H62ZM81 41H82V40H80V42H81ZM160 41H161V40H160ZM171 41H173V40H171ZM189 41H191V40L189 39ZM196 41H197V40H196ZM196 41H195V43H196ZM202 41H204V39H203ZM207 41H208V39H207ZM43 42H44V41H43ZM47 42L49 43V41H47ZM65 42H66V41H64V43H65ZM152 42H153V41H152ZM161 42H163V41H161ZM161 42H160V43H161ZM167 42H168V41H167ZM184 42H185V41H184ZM191 42H192V41H191ZM197 42H199V41H197ZM204 42H205V41H204ZM214 42H215V41H214ZM226 42H227V44L229 43L228 41H226ZM27 43H28V42H27ZM76 43H77V41H76ZM157 43H158V42H157ZM174 43H175V42H174ZM178 43H179V42H178ZM185 43H186V42H185ZM210 43H211V41H210ZM230 43H231V42H230ZM234 43H235V41H234ZM29 44H30V43H29ZM66 44H67V43H66ZM70 44H71V43H70ZM79 44H80V43H79ZM142 44H143V42H142ZM145 44H146V43H145ZM170 44H171V43H170ZM182 44L185 45L184 43H182ZM189 44H190V43H189ZM193 44H194V43H193ZM197 44L199 45L200 43H197ZM201 44H202V43H201ZM204 44H205V43H204ZM231 44H232V43H231ZM44 45H46V44H44ZM139 45H140V44H139ZM139 45H138V46H139ZM155 45H156V44H154V46H152V48H153V47L155 48ZM159 45H160V44H159ZM161 45H162V44H161ZM205 45H206V44H205ZM216 45H217V44H216ZM221 45H222V44L220 43V44L217 45V46H221ZM225 45H226V43H225ZM232 45H234V44H232ZM236 45H237V43H236ZM35 46H36V45H35ZM35 46H34V47H35ZM39 46H40V45H39ZM56 46H58V45H56ZM56 46H55V47H56ZM67 46H68V44H67ZM77 46H78V48H79V45H76L75 47L77 48ZM118 46H119V45H118ZM132 46H133V45H132ZM132 46H131V47H132ZM141 46H143V45H141ZM191 46H192V45H191ZM200 46H203V45H200ZM208 46H209V45H208ZM227 46H230V47H231V45H229V44H228ZM32 47H33V45H32ZM60 47H61V46H59V48H60ZM71 47H72V46H71ZM174 47H175V46H174ZM176 47H178V46L176 45ZM188 47L191 48L190 45H188ZM188 47H187V48H188ZM194 47H195V44H194ZM224 47H225V46H224ZM29 48H30V47H29ZM53 48H54V47H53ZM73 48H74V47H73ZM134 48L136 49L135 46H134ZM152 48H151V49H152ZM154 48H153V50H154ZM158 48H159V47H158ZM200 48H201V47H200ZM220 48H221V47H220ZM220 48H218V49L220 50ZM225 48H227V47H225ZM231 48H233V47H231ZM40 49H41V48H40ZM79 49H80V48H79ZM127 49H128V48H127ZM132 49H133V48H132ZM138 49H140V48H138ZM156 49H157V48H156ZM193 49H196V48H193ZM193 49H192V51H194ZM32 50H33V48H32ZM41 50H42V49H41ZM48 50H49V49H48ZM56 50H57V49H56ZM62 50H63V49H62ZM62 50H61V51H62ZM64 50H65V49H64ZM118 50H119V49H118ZM130 50H131V48H130ZM130 50H129V51H130ZM136 50H137V49H136ZM136 50H135V51L133 50V54L136 53ZM165 50H166V49H165ZM184 50H185V49H184ZM198 50H199V49H198ZM221 50H224V48L221 49ZM226 50L228 51L229 48L226 49ZM53 51L57 53V51H55V50H53ZM59 51H60V50H59ZM65 51H66V50H65ZM78 51H79V50H78ZM138 51H139V50H138ZM138 51H137V52H138ZM156 51H158V50H156ZM182 51H183V50H182ZM188 51H189V50H188ZM201 51H202V50H200V52H201ZM215 51H217V50H215ZM215 51H214V54H215ZM227 51H226V52H227ZM40 52H41V51H40ZM42 52H43V51H42ZM49 52H50V51H48L47 54H49ZM63 52H64V51H63ZM72 52H73V51H72ZM126 52H127V51H126ZM178 52H179V51H178ZM183 52H184V51H183ZM198 52H199V51H198ZM218 52H219V51H218ZM239 52H240V51H239ZM28 53H29V52H28ZM59 53H60V52H59ZM70 53H71V52H70ZM120 53H121V50H120ZM144 53H145V52H144ZM205 53H206V52H205ZM205 53H204V56H205ZM210 53H211V52H210ZM222 53H223V52H222ZM228 53H229V52H228ZM246 53H247V52H246ZM29 54H31V53H29ZM54 54H55V53H54ZM72 54H73V53H72ZM78 54H79V53H78ZM114 54H115V53H114ZM116 54H117V53H116ZM142 54H143V53H142ZM153 54H154V53H153ZM163 54H164V53H163ZM179 54H180V53H179ZM184 54H185V53H184ZM191 54H192V53H191ZM207 54H208V53H207ZM211 54H212V53H211ZM224 54H225V53H224ZM42 55L46 56L45 54H42ZM68 55H69V54H68ZM127 55H128V54H127ZM134 55H135V54H134ZM134 55H133V57H136L137 54H136L135 56H134ZM180 55H181V54H180ZM198 55H199V54H198ZM220 55H221V54H220ZM233 55L235 56V54H233ZM240 55H242V53H241ZM243 55H244V54H243ZM61 56H62V55H61ZM61 56H60V57H61ZM141 56H142V55H141ZM157 56H158V55H157ZM213 56H214V55H213ZM228 56H229V55H228ZM234 56H233V59H234ZM238 56H239V55H238ZM238 56H235V57L237 58ZM65 57H66V56H65ZM116 57H117V55H116ZM116 57H115V58H116ZM129 57H130V56H129ZM133 57H132V59H133ZM143 57H144V56H143ZM145 57H146V56H145ZM148 57H149V56H148ZM153 57H154V55H153ZM177 57H178V56H177ZM180 57H181V56H180ZM187 57H188V55H187ZM18 58H19V57H18ZM26 58H27V57H26ZM30 58H31V57H30ZM32 58H33V57H32ZM42 58H43V57H42ZM44 58H45V57H44ZM46 58H47V57H46ZM61 58H62V57H61ZM85 58H86V57H85ZM126 58H127V57H126ZM138 58H139V57H138ZM146 58H147V57H146ZM146 58H144V60H145ZM178 58H179V57H178ZM182 58H183V57H182ZM217 58H218V57H217ZM220 58L223 59V57H220ZM240 58H241V56H240L239 58H237V59H240ZM242 58H243V56H242ZM242 58H241V59H242ZM244 58H245V57H244ZM24 59H25V58H24ZM47 59H48V58H47ZM68 59H69V58H68ZM88 59H89V58H88ZM135 59H136V58H135ZM233 59H232V60H233ZM241 59H240V60H241ZM63 60H64V62H65L66 59L63 58ZM130 60H131V58H130ZM174 60H175V59H174ZM218 60H219V59H218ZM218 60H215V61H218ZM225 60H226V59H225ZM242 60H243V59H242ZM22 61H23V60H22ZM27 61H28V60H27ZM54 61H55V60H54ZM81 61L83 62V59H82ZM81 61H80V62H81ZM85 61H86V60H85ZM134 61H135V60H134ZM159 61H160V60H159ZM176 61H178V60H176ZM215 61H214V62H215ZM221 61H222V60H221ZM234 61H235V60H234ZM42 62H43V61H42ZM57 62H58V61H56V63H57ZM71 62H72V61H71ZM92 62H93V61H92ZM129 62H130V61H129ZM138 62H139V61H138ZM214 62H213V66L215 65ZM223 62L226 63V61H223ZM228 62H229V61H228ZM230 62H231V61H230ZM230 62H229V63H230ZM232 62H233V61H232ZM235 62H237V61H235ZM238 62H240V61L238 60ZM238 62H237V63H238ZM242 62H243V61H242ZM27 63H28V62H27ZM56 63H55V65H56ZM67 63H68V62H67ZM67 63H66V64H67ZM95 63H96V62H95ZM135 63H136V62H135ZM181 63H182V62H181ZM183 63H184V62H183ZM217 63H218V62H217ZM237 63H236V64H237ZM243 63H244V62H243ZM2 64H3V63H1V65H2ZM29 64H30V63H29ZM29 64H28V65H29ZM32 64H33V63H32ZM46 64H48V63H46ZM50 64H51V63H50ZM52 64H53V62H52ZM59 64H60V62H59ZM61 64H65V63H61ZM61 64H60V65H61ZM66 64H65V66H66ZM85 64H86V63H85ZM115 64H116V63H114V65H115ZM123 64H124V63H123ZM126 64H127V62H126ZM138 64H139V63H138ZM163 64H164V63H163ZM169 64H170V63H169ZM189 64H190V63H189ZM202 64H203V63H202ZM208 64H209V63H208ZM218 64H220V63H218ZM221 64H222V63H221ZM38 65H39V64H38ZM67 65H68V64H67ZM69 65H70V62H69ZM74 65H75V64H74ZM83 65H84V64H83ZM117 65H118V64H117ZM120 65H121V63H120ZM124 65H125V64H124ZM124 65H123V66H124ZM135 65H136V64H135ZM154 65H155V64H154ZM174 65H176V64H174ZM216 65H217V64H216ZM216 65H215V66H216ZM226 65H227V63H226ZM240 65H241V64H240ZM243 65H244V64H243ZM263 65H264V64H263ZM118 66H119V65H118ZM141 66H142V65H141ZM158 66H159V65H158ZM213 66H212V68H218V66H216V67H213ZM219 66H220V65H219ZM227 66H231V67H232V66H233V63H232V65L229 64V65H227ZM235 66H237V65H235ZM235 66H233V69H234V70H235ZM244 66H245V65H244ZM51 67L53 68L54 66H51ZM51 67H50V68H51ZM113 67H114V66H113ZM121 67H122V66H121ZM135 67H137V66H135ZM153 67H154V66H153ZM163 67H164V65H163ZM171 67H173V66H171ZM175 67H177V66H175ZM221 67H223V65H222ZM261 67H263V66H261ZM63 68H64V67H63ZM63 68H62V69H63ZM83 68H84V67H83ZM86 68H87V67H86ZM88 68H90V65L88 66ZM114 68H115V67H114ZM117 68H118V67H117ZM117 68H116V70H117ZM130 68H131V67H130ZM137 68H138V67H137ZM146 68H147V67H146ZM151 68H152V67H151ZM166 68H167V67H166ZM188 68H189V67H188ZM219 68H220V67H219ZM223 68H224V67H223ZM259 68H260V67H259ZM109 69H110V68H109ZM109 69H108V70H109ZM133 69H134V68L129 69V70H132V71H133ZM189 69H190V68H189ZM242 69H244L243 66H242ZM242 69H240V70H242ZM55 70H56V69H55ZM72 70H73V69H72ZM120 70H121V69H120ZM125 70H126V69H125ZM163 70H165V69H163ZM191 70H192V69H191ZM211 70H212V69H211ZM214 70L216 71V72H214V73H218V72H217V69H214ZM214 70H212V71H214ZM218 70H219V69H218ZM220 70H222V69H220ZM220 70H219V71H220ZM238 70H239V67L237 66V71H238ZM252 70H253V69H252ZM262 70H263V69H262ZM46 71H47V70H46ZM94 71H95V70H94ZM117 71H118V70H117ZM121 71H122V70H121ZM132 71H131V72H132ZM177 71H178V70H177ZM222 71H223V70H222ZM222 71H221V72H222ZM235 71H236V70H235ZM257 71H258V70H257ZM20 72H21V71H20ZM61 72H62V71H61ZM111 72H112V71H111ZM119 72H120V71H119ZM155 72H156V71H155ZM180 72H181V71H179V73H180ZM188 72H190V71H188ZM231 72L233 73V70H231ZM260 72H261V71L259 70L258 73H260ZM262 72H263V71H262ZM92 73H93V72H92ZM92 73H91V74H92ZM108 73H109V72H108ZM112 73H113V72H112ZM112 73H111V74H112ZM227 73H228V72H227ZM235 73H236V72H235ZM41 74H42V73H41ZM51 74H52V73H51ZM53 74H54V73H53ZM78 74H79V73H78ZM80 74H81V73H80ZM86 74H87V73H86ZM89 74H90V72H89ZM89 74H88V75H89ZM177 74H178V73H177ZM209 74H211V73H209ZM220 74H221V73H220ZM229 74H230V71H229ZM237 74H239V73L237 72L236 75H237ZM247 74H248V73H247ZM23 75H24V74H23ZM32 75H33V74H32ZM68 75H69V74H68ZM107 75H109V74H107ZM123 75H125V74L123 73ZM212 75H213V76H212L213 78L216 77L213 73H212ZM218 75H219V74H218ZM226 75H227V74H226ZM231 75H232V74H230V75H228V76H231ZM236 75H235V77H236ZM239 75H241V74H239ZM242 75H244V74H242ZM242 75H241V76H242ZM250 75H251V74H250ZM48 76H49V75H48ZM48 76H47V77H48ZM74 76H75V74H74ZM91 76H92V75H91ZM109 76H111V75H109ZM113 76H114V75H113ZM116 76H118L117 79H119V77H120L121 75L117 74ZM190 76H191V75H190ZM222 76H223V75L221 74V77H222ZM241 76H240V77H241ZM252 76H253V75H252ZM254 76H255V75H254ZM261 76H263V73H262V74H259V78H261ZM33 77H34V76H33ZM36 77H37V76H36ZM42 77H43V76H42ZM51 77H52V75H51ZM164 77H165V76H164ZM221 77H220V75H219V78H220V79H221ZM232 77H233V75H232ZM232 77H230V78H232ZM243 77H244V76H243ZM263 77H264V76H263ZM4 78H5V77H4ZM19 78H20V77H19ZM25 78H26V77H25ZM56 78H57V77H56ZM91 78H92V77H91ZM96 78L98 79V77H96ZM110 78H111V80L113 79V77H110ZM122 78H124V77H121V79H122ZM125 78H126V77H125ZM144 78H145V77H144ZM185 78H186V77H185ZM219 78H218V76H217L216 80H220ZM255 78H257V79L259 80L258 75H257V77L255 76ZM255 78L253 77V79H252V78H251V79L254 80ZM2 79H3V77H2ZM14 79H15V78H14ZM45 79H46V78H45ZM48 79H50V78H48ZM48 79H46L47 82H48ZM108 79H109V78H108ZM115 79H116V78H115ZM159 79H160V78H159ZM170 79H171V77H170ZM222 79H224V78H222ZM226 79H227V77H226ZM233 79H234V78H233ZM233 79H232V80H233ZM240 79H242V78H240ZM245 79H246V77H245ZM245 79L243 78L242 80H245ZM3 80H4V79H3ZM56 80L58 81V79H56ZM72 80H73V79H72ZM74 80L76 81L75 78H74ZM88 80H90V78H89ZM109 80H110V79H109ZM109 80H107V78L105 79V81H109ZM111 80H110V81H111ZM113 80H114V79H113ZM124 80H126V79H124ZM133 80H134V78H133ZM133 80H132V81H133ZM214 80H215V78H214ZM229 80H231V79H229ZM232 80H231L230 83H232ZM237 80H238V79H237ZM246 80L248 81V79H246ZM246 80H245V81H246ZM252 80H250V81H252ZM258 80H257V82H258ZM262 80H263V79H262ZM54 81H55V80H54ZM90 81H91V80H90ZM93 81H94V80H93ZM116 81H117V80H116ZM119 81H122V80H118V82H119ZM128 81H129V80H128ZM147 81H148V80H147ZM161 81H162V80H161ZM186 81H187V80H186ZM224 81H225V80H224ZM240 81H241V80H240ZM240 81H239V83H240ZM250 81H249V82H250ZM254 81H256V80H254ZM254 81H252V82H254ZM9 82H10V81H9ZM91 82H92V81H91ZM94 82H95V81H94ZM98 82H99V81H98ZM111 82H112V81H111ZM124 82H125V81H124ZM138 82H139V81H138ZM172 82H173V81H172ZM49 83H50V82H49ZM51 83H52V82H51ZM62 83H63V82H62ZM62 83L60 82V84H62ZM106 83H107V82H106ZM108 83H109V82H108ZM140 83H141V82H140ZM140 83H139V84H140ZM149 83H150V82H149ZM159 83H160V82H159ZM169 83H170V82H169ZM218 83H219V81H217V84H218ZM223 83H224V82H223ZM228 83H229V82H228ZM237 83H238V82H237ZM245 83H246V82H245ZM255 83H256V82H255ZM255 83H254V89H253V88L251 89V90H253L254 92H255V89L257 88V84H255ZM259 83H261V82H259ZM2 84H3V83H2ZM15 84H16V83H15ZM19 84H20V83H19ZM43 84H44V86H46L45 83H43ZM47 84H48V83H47ZM53 84H54V83H52V84L49 85V86H52ZM56 84H57V83H56ZM56 84H54V86H55ZM67 84H68V83H67ZM72 84H73V83H72ZM76 84H77V83H75V85H76ZM96 84H98V83H96ZM99 84H100V83H99ZM129 84H131V83L129 82ZM150 84H152V83H150ZM156 84H157V83H156ZM163 84H164V83H163ZM163 84H162V86H164ZM215 84H216V83H215ZM217 84H216V85H217ZM241 84H242V81H241ZM251 84H252V83H251ZM263 84H264V83H263ZM26 85H27V83H26ZM41 85H42V83H41ZM108 85H109V84H108ZM135 85H136V87H137V84H135ZM135 85H133V86H135ZM165 85H166V84H165ZM221 85H222V84H221ZM224 85H225V84H224ZM228 85H229V84H227V86H228ZM252 85H253V84H252ZM252 85H251L250 87H252ZM255 85H256V87H255ZM260 85H261V84H260ZM24 86H25V85H24ZM29 86H30V85H29ZM42 86H43V85H42ZM56 86L59 87L58 84H57ZM65 86H66V85L63 84V87H64V88H65ZM77 86H78V85H77ZM90 86H91V85H90ZM92 86H93V85H92ZM126 86H127V85H126ZM129 86H130V85H129ZM217 86L222 87V86H220L219 84H218ZM230 86H231V85H230ZM238 86H239V85H238ZM243 86H246V84L243 85ZM1 87H2V85H1ZM19 87H20V86H19ZM27 87H28V86H27ZM37 87H38V86H37ZM63 87H61V88H63ZM68 87H69V86H68ZM68 87H66L67 89H66L65 91L69 90L70 92H72V90H74L73 88H70V87H69V88H70V89H69ZM83 87H84V86H83ZM215 87H216V86H215ZM231 87H232V86H231ZM240 87H241V85H240ZM6 88H7V87H6ZM6 88H5V89H6ZM16 88H18V87H16ZM22 88H23V86H22ZM47 88H48V86L46 87V89H47ZM81 88H82V86H81ZM86 88H87V87H86ZM88 88H89V87H88ZM130 88H131V86H130ZM133 88H135V87H133ZM144 88H145V87H144ZM164 88H165V87H164ZM166 88H167V87H166ZM226 88H227V87H226ZM234 88H235V87H234ZM243 88H244V87H243ZM243 88H242V89H243ZM245 88H247V87H245ZM261 88H262V87H261ZM25 89H26V87H25ZM25 89H24V90H25ZM46 89H44V90H46ZM51 89H52V87H51ZM51 89H49L50 91L47 90V91L45 92L46 94H45V93H44V94L49 96L52 92H54V91H53L54 89H53L52 91H51ZM71 89H72V90H71ZM91 89H92V87H91ZM138 89H139V87H138L136 90H138ZM141 89H143V86H142ZM156 89H157V88H156ZM221 89H222V88H221ZM221 89H220V90H221ZM0 90H2V89L0 88ZM39 90H40V92H43V91H44V90L41 91V90H42V87H40ZM125 90H126V88H125ZM238 90H239V89H238ZM247 90H248V89H247ZM247 90L245 89V91H247ZM25 91H26V90H25ZM57 91H58V90H57ZM57 91H55L54 93L51 94V95H53L54 98H53L52 96H50V97H51L52 99L57 100V101H58V100H59V101H62V100H61V99H62L61 97H57V96H56V95H57V94H56ZM138 91L140 92V89H139ZM138 91H137V92H138ZM154 91H156V90H154ZM225 91H226V90L224 89V94H225ZM233 91H234V90H233ZM245 91H244V93H248V92H245ZM0 92H1V91H0ZM3 92H4V91H3ZM31 92H32V91H31ZM48 92H49V94H47ZM74 92H75V91H74ZM82 92H83V91H82ZM124 92H125V91H124ZM135 92H136V91H135ZM142 92H143V91H142ZM166 92H167V91H166ZM226 92L229 93V90L226 91ZM261 92H262V91H261ZM1 93H2V92H1ZM6 93H7V92H6ZM27 93H29V91H28ZM58 93L60 94V91H58ZM63 93H65V92L62 91V96H64ZM78 93H79V91H78ZM89 93H90V92H89ZM140 93H141V92H140ZM160 93H162V91H160ZM231 93H232V92H231ZM249 93H250V92H249ZM2 94H3V93H2ZM31 94H32V93H31ZM37 94H38V93H37ZM79 94H81V93H79ZM158 94H159V93H158ZM164 94H165V93H164ZM195 94H196V93H195ZM250 94L252 95V93H250ZM7 95H9V94H7ZM10 95H11V94H10ZM12 95H13V94H12ZM12 95H11V96H12ZM19 95H20V94H19ZM42 95H43V94H42ZM68 95H69V93L67 94V96H68ZM70 95H71V94H70ZM83 95H84V94H83ZM166 95H167V94H166ZM225 95H226V94H225ZM245 95H247V94H245ZM251 95H247V96H251ZM262 95H263V94H262ZM1 96H2V95H1ZM1 96H0V97H1ZM4 96H6V94L3 95V97H4ZM13 96H14V95H13ZM13 96H12V97H13ZM55 96H56L58 99H57ZM238 96H239V94L237 95V97H238ZM242 96H243V94H242ZM263 96H264V95H263ZM3 97H1V98H3ZM7 97H8V96H7ZM30 97H31V96H30ZM30 97H29V99H32V97H31V98H30ZM50 97L47 98V99H49L48 101L51 100ZM68 97H69V96H68ZM84 97H85V95H84ZM138 97H139V95H138ZM141 97H142V96H141ZM145 97H146V96H145ZM162 97H163V96H162ZM245 97H246V96H245ZM257 97H258V96H257ZM5 98H6V97H5ZM17 98H18V97H17ZM25 98H26V97H25ZM27 98H28V97H27ZM27 98H26V99H27ZM44 98H45V97H44ZM60 98H61V99H60ZM75 98H76V97H75ZM124 98H125V97H124ZM169 98H170V97H169ZM250 98H251V97H250ZM260 98H262V97L260 96ZM8 99H10V97H8ZM12 99H13V98H12ZM12 99H10V101H12ZM29 99H28V101H29ZM35 99H36V97H35ZM38 99L40 100L41 97L38 98ZM78 99H79V98H78ZM120 99H121V98H120ZM161 99H163V98H161ZM164 99H165V97H164ZM184 99H185V97H184ZM190 99H191V98H190ZM197 99H198V97H197ZM236 99H237V98H236ZM248 99H249V98H248ZM263 99H264V98H263ZM36 100H37V99H36ZM41 100H42V99H41ZM86 100H87V98H86ZM128 100H129V99H128ZM204 100H205V98H204ZM204 100H203V101H204ZM240 100H241V99H240ZM244 100L247 101V99H245V98H244ZM253 100H254V99H253ZM253 100H252V101H253ZM259 100H260V99H259ZM10 101H9V102H10ZM16 101H17V99H16ZM32 101H33V100H32ZM46 101H47V100H46ZM52 101H53V100H52ZM201 101H202V99H201ZM219 101H220V100H219ZM235 101H236V100H235ZM237 101H238V99H237ZM256 101H257V100H256ZM261 101H262V100H261ZM9 102H8V101L6 102L5 100H2V99H1V101H0V109H1V107H2V109H4L5 107L9 106L8 108H9V110H10V106H12L13 104L10 105L11 102H10V103H9ZM20 102H21V99H20ZM20 102H19V103H20ZM34 102L36 103V101H34ZM34 102H32V103L34 104ZM54 102H55V101H54ZM76 102H77V101H76ZM151 102H152V101H151ZM178 102H179V101H178ZM205 102H206V100H205ZM214 102H215V101H214ZM224 102H225V101H224ZM238 102H239V101H238ZM238 102H237V103H238ZM244 102H245V101H244ZM13 103H14V102H13ZM22 103H23V102H21V104H19V105L22 106L23 109H24V106H23L24 104H22ZM26 103H28V102L26 101ZM43 103H44V102H43ZM56 103H58V102H56ZM86 103H87V101H86ZM234 103H235V102H234ZM248 103H249V102H248ZM251 103H253V102H251ZM254 103H255V101H254ZM261 103H262V102H261ZM263 103H264V102H263ZM17 104H18V103H17ZM33 104H30V105L32 106ZM40 104L42 105V103H40ZM40 104H39V105H40ZM87 104H88V103H87ZM174 104H175V103H174ZM192 104H193V103H192ZM258 104H259V105H258ZM258 104H257L258 106L261 105L260 102H258ZM35 105H37V104H35ZM41 105H40V106H41ZM44 105H45V103H44L42 106H44ZM53 105H54V104L52 103V106H53ZM61 105H62V106H61ZM61 105H59L60 108H64V109L66 110L65 106H63V105H65V104H61ZM77 105H78V104H77ZM82 105H83V104H82ZM183 105H184V104H183ZM203 105H204V104H203ZM239 105H242V104H239ZM244 105H245V104H244ZM13 106L15 107V105H13ZM26 106L28 107V104H27ZM40 106H38V107H39L40 110H41V107H40ZM45 106H46V105H45ZM45 106H44V107H45ZM55 106H57V105H55ZM71 106H72V105H71ZM74 106H75V105H74ZM80 106H81V104H80ZM80 106H79V107H80ZM179 106H180V105H179ZM231 106H232V105H231ZM234 106H235V105H234ZM247 106H248V104H247ZM247 106H246V107H247ZM249 106H250V105H249ZM249 106H248V107H249ZM258 106L255 105V109H256V107L258 108ZM14 107H12V109H13ZM38 107H37V108H38ZM49 107H50V106H49V104H48V106H47L45 109H47V108H49ZM72 107H73V106H72ZM81 107H82V106H81ZM81 107H80V108H81ZM83 107H84V106H83ZM86 107H87V106H86ZM86 107H85V108H86ZM125 107H126V106H125ZM125 107H124V108H125ZM185 107H186V105H185ZM187 107H188V106H187ZM199 107H200V106H199ZM224 107H225V106H224ZM224 107H223V108H224ZM235 107H236V106H235ZM250 107H251V106H250ZM252 107H253V111H254V104H253ZM29 108H30V107H29ZM29 108H28V109H29ZM67 108H68V107H67ZM76 108H77V106H76ZM169 108H170V107H169ZM200 108H201V109H204L205 107L202 108V106H201ZM226 108H227V107H226ZM239 108H241V107H239ZM19 109H20V108H19ZM31 109H32V108H30L29 110L31 111ZM34 109H35V108H34ZM50 109H51V108H50ZM50 109H48V111H50ZM64 109H62V111H64ZM71 109H72V108H71ZM74 109H75V108H74ZM87 109H88V108H87ZM170 109H171V108H170ZM174 109H175V108H174ZM184 109H185V108H184ZM250 109H251V108H250ZM250 109H249V111H250ZM5 110H6V109H5ZM9 110H8V111H9ZM35 110H36V109H35ZM43 110H44V109H43ZM56 110H57V112H58V111H60L61 109L58 108V109H56ZM72 110H73V109H72ZM72 110H71V113H72L71 117L74 116L73 113H74V111H75V110H74V111L72 112ZM165 110H166V109H165ZM181 110L183 111V108H182ZM189 110H190V109H189ZM192 110L194 111V108H193ZM236 110H237V109H236ZM247 110H248V109H247ZM24 111H25V110H24ZM41 111H42V110H41ZM41 111H38V112H41ZM185 111H186V110H185ZM193 111L191 112V114L194 113ZM219 111H220V109H219ZM225 111H226V110H225ZM225 111H224V112H225ZM237 111H238V110H237ZM251 111H252V110H251ZM255 111L257 112V109H256ZM2 112H3V111H2ZM5 112H7V110H6ZM26 112H27V111H26ZM35 112H36V111H35ZM38 112H36V115H37ZM51 112H52V110H51ZM136 112H137V111H136ZM136 112H135V113H136ZM139 112H141V111H139ZM169 112H170V110H169ZM176 112H177V111H176ZM176 112H175V113H176ZM243 112H244V111H243ZM260 112L262 113L261 115L264 116V108H262V111H261V109H260ZM260 112L258 111V113H260ZM8 113H9V112H8ZM8 113H7V114H8ZM28 113H29V112H28ZM41 113L43 114V111H42ZM53 113H54V115L56 114L55 111H54ZM71 113H70V114H71ZM75 113H76V112H75ZM197 113H198V111H197ZM197 113H196V114H197ZM202 113H204V112H202ZM229 113H230V111H229ZM237 113H238V112H237ZM239 113H241V112L239 111ZM239 113H238V115H239ZM246 113H247V112L242 113V114L244 115V114H246ZM252 113H253V112L247 113L244 119H246L247 116H249V118H250V117H253V121H254V117L256 116V114H255V113L252 114ZM0 114H1V113H0ZM2 114H4V113H2ZM10 114H11V113H10ZM10 114H9V115H10ZM42 114L39 113V115H41V121H42V118H43ZM66 114H69V113H66ZM70 114H69V115H70ZM143 114H144V113H143ZM143 114H142V115H143ZM169 114H170V113H169ZM181 114H182V113H181ZM181 114H180V115H181ZM183 114H184V113H183ZM187 114H188V112H187ZM198 114H199V113H198ZM209 114H210V112H209ZM248 114H250V115H248ZM43 115H45V113H44ZM136 115H137V114H136ZM136 115H135V116H136ZM142 115H141V117H142ZM180 115H179V116H180ZM194 115H195V114H194ZM203 115H204V114H203ZM252 115H253V116H252ZM254 115H255V116H254ZM258 115H259V114H258ZM261 115H260V116H261ZM5 116H7V115L5 114ZM29 116H30V115H29ZM60 116H61V115H60ZM76 116H77V115H76ZM135 116H134V117H135ZM176 116H177V115H176ZM196 116H197V115H196ZM228 116H229V115H228ZM232 116H233V115H232ZM232 116H231V117H232ZM3 117H4V116H3ZM3 117H1V118H3ZM24 117H25V116H24ZM26 117H27V116H26ZM30 117H31V116H30ZM30 117H29L28 120L31 119ZM39 117H40V116H39ZM50 117H51V116H50ZM58 117H59V116H58ZM69 117H70V116H69ZM71 117H70V118H71ZM137 117H138V116H137ZM144 117H145V115H144ZM217 117H218V115H217ZM1 118H0V121L3 120V119L1 120ZM20 118H22V119L20 120V122L18 121V122H19V125L21 124V121H22V120L25 121V120L23 119V116L20 117ZM32 118H34V120H40V119H38L37 117H34V116H33ZM35 118H37V119H35ZM48 118H49V117H48ZM48 118H47V119H48ZM53 118H54V117H53ZM56 118H57V117H56ZM61 118H64V115H63V117H61ZM73 118H74V117H73ZM83 118H84V117H83ZM83 118H82V120H83ZM163 118H164V117H163ZM171 118H172V117H171ZM176 118H177V117H176ZM233 118H234V117H233ZM237 118H238V117H237ZM249 118H248V119H249ZM13 119H15V118L13 117ZM49 119H50V118H49ZM65 119H66V118H65ZM136 119H137V118H136ZM173 119H174V118H173ZM244 119H243V120H244ZM248 119H247V120H248ZM258 119H259V118H258ZM263 119H264V117H263ZM263 119H262V120H263ZM9 120H10V119H9ZM11 120H12V119H11ZM17 120H18V117H17ZM55 120H56V121H55ZM57 120H58V118H57V119L54 118V121H55V122H57ZM67 120H68V119H67ZM85 120H86V119H85ZM167 120H168V119H167ZM167 120H166V121H167ZM190 120H192V119H190ZM193 120H194V119H193ZM203 120H204V118H203ZM235 120L237 121V119H235ZM239 120H240V119H239ZM247 120L243 123V127L246 126V124H247ZM250 120H251V118L248 120V123L250 122ZM3 121L5 122V120H3ZM23 121H22V122H23ZM31 121H32V120H31ZM31 121L28 122V124H27V121H26L24 124H22L21 126H18V128H17V130H18L17 132H20L19 134L23 133V134L21 135V136H22L21 139H23L25 142L29 141V139H30V137H31L32 124H34V123H31ZM43 121L45 122V120H43ZM50 121H51V119L49 120V122H50ZM69 121H70V120H69ZM128 121H129V120H128ZM135 121H136V120H135ZM143 121H144V120H143ZM197 121H198V120H197ZM255 121L257 122V120H255ZM255 121H254V122H255ZM14 122H15V121H14ZM33 122H34V121H33ZM46 122H47V121H46ZM49 122H48V123H49ZM60 122H61V120H60ZM67 122H68V121H67ZM125 122H126V121H125ZM133 122H134V121H133ZM139 122H140V121H139ZM262 122H263V121H262ZM262 122H261V123H262ZM6 123H7V122H5V125H7ZM51 123H52V121H51ZM65 123H66V122H65ZM65 123H63V124H65ZM122 123H123V122H122ZM122 123H121V124H122ZM135 123H136V122H135ZM170 123H171V122H170ZM189 123H190V122H189ZM189 123H188V124H189ZM204 123H205V122H204ZM234 123H235V122H234ZM239 123H240V122H239ZM241 123H242V122H241ZM252 123H253V122H252ZM252 123H251V124L249 123V126H248V124H247L248 129L251 130V131H250L251 134H249L251 137H253L252 135H253L255 132L252 134L253 129L250 127V125H252L253 128H254V126L256 127V125H257V124L255 125L254 123H253V124H252ZM2 124H3V122L0 124V126H4V125H2ZM13 124H14V123H13ZM15 124H16V123H15ZM45 124H46V123H45ZM60 124H62V123H59V126H61ZM139 124H140V123H139ZM146 124H147V123H146ZM162 124H163V123H162ZM164 124H165V123H164ZM192 124H193V123H192ZM208 124H209V123H208ZM208 124H207V125H208ZM244 124H245V125H244ZM16 125H18V124H16ZM16 125H15V126H16ZM46 125H47V124H46ZM52 125H56V124L53 123ZM92 125H93V124H92ZM130 125H131V124H130ZM148 125H149V124H148ZM150 125H151V124H150ZM177 125H178V124H177ZM179 125H180V124H179ZM204 125H205V124H204ZM240 125H241V124H240ZM258 125H260V123H259ZM262 125H263V124H262ZM12 126H13V125H12ZM59 126H58V127H59ZM65 126H66V124H65ZM87 126H88V125H87ZM132 126H133V123H132L131 127H132ZM135 126L137 127V125H135ZM173 126H174V125H173ZM208 126H209V125H208ZM237 126H238V125H237ZM260 126H261V125H260ZM4 127H5V126H4ZM4 127H2V128H4ZM6 127H7V126H6ZM8 127H9V123H8ZM13 127H14V126H13ZM41 127H42V126H39L38 128H41ZM54 127H55V126H54ZM56 127H57V126H56ZM63 127H64V125H63ZM67 127H68V126H67ZM92 127H93V126H92ZM94 127H95V126H94ZM103 127H104V126H103ZM109 127H110V126H109ZM129 127H130V126H129ZM129 127H128V128H129ZM177 127H178V126H177ZM231 127H232V126H231ZM249 127H250V128H249ZM257 127H258V126H257ZM257 127H256V128H257ZM9 128H11V127H9ZM15 128H16V127H14V129L11 130V131H15V130H16ZM33 128H34V127H33ZM38 128H36V129H38ZM44 128H45V126H44ZM50 128H51V127H50ZM72 128H75V127L73 126ZM122 128H123V126H122ZM124 128H125V127H124ZM183 128H184V127H183ZM199 128H200V127H199ZM225 128H226V127H225ZM233 128H234V127H233ZM238 128H239V127H238ZM245 128H246V127H245ZM262 128H263V127H262ZM5 129H6V130H4V131H6V132L9 131V129H7V128H5ZM36 129H35V130H36ZM60 129H62V128H60ZM65 129H66V130H65ZM65 129H62V130H65V132H67V131L70 130V129L68 130L67 128H65ZM86 129H88V128H86ZM105 129H106V128H105ZM142 129H143V128H142ZM180 129H181V128H180ZM197 129H198V128H197ZM205 129H206V128H205ZM205 129H204V131H205ZM208 129H209V128H208ZM235 129H237V128H234V130H235ZM260 129H261V128H260ZM260 129H257V132H258ZM0 130H1V131H0V133H1V132H2V129H0ZM23 130H24V131H23ZM41 130H42V129H41ZM47 130H48V129H47ZM50 130H51V129H50ZM84 130H85V129H84ZM101 130H103V129H101ZM169 130H170V129H169ZM173 130H174V129H173ZM185 130H186V129H185ZM223 130H224V128H223ZM223 130H222V131H223ZM241 130H242V125H241ZM11 131H10V133H11ZM57 131H58V130H57ZM57 131H56V132H57ZM107 131H108V130H107ZM111 131H112V130H111ZM157 131H158V130H157ZM182 131H183V129H182ZM187 131H188V130H187ZM197 131H198V130H197ZM202 131H203V130H202ZM206 131H207V130H206ZM235 131H236V130H235ZM243 131H244V130H243ZM243 131H242V133H243ZM255 131H256V130H255ZM17 132H14V133L16 134ZM48 132H49V131H48ZM50 132H52V131H50ZM103 132H104V131H103ZM113 132H114V131H113ZM122 132H123V131H122ZM125 132H126V130H125ZM130 132H131V131H130ZM137 132H139V128H138V131H137ZM259 132H260V131H259ZM7 133L9 134V132H7ZM14 133H11V135L7 136L6 138H2V140L0 139V140H1V141H0V143H1V144H0V154H2L4 151H6L7 148L9 149V145H10L12 142L14 143V141H15L14 139H15L16 136H17V135H15ZM36 133H37V134H35V131H34V134H35V135H39V134H38L39 132H36ZM40 133H42V132H40ZM45 133L47 134V132H45ZM54 133H55V131H54ZM58 133H59V131H58ZM61 133H62V131H61ZM63 133H64V132H63ZM67 133H69V132H67ZM94 133H95V132H94ZM97 133H98V132H97ZM126 133H127V132H126ZM144 133H145V132H144ZM147 133H148V132H147ZM156 133H157V132H156ZM190 133H191V132H190ZM201 133H202V132H201ZM205 133H206V132H205ZM221 133H223V132H221ZM236 133H237V132H236ZM245 133H246V134H245ZM245 133H244V134H245V136L247 137V136H248L247 133H249V132L247 131V132H245ZM260 133H261V132H260ZM262 133H263V132H262ZM262 133H261V134H262ZM1 134H3V133H1ZM1 134H0V135H1ZM34 134H33V135H34ZM110 134H111V133H110ZM136 134H137V133H136ZM167 134H168V133H167ZM180 134H181V133H180ZM180 134L178 135V132H177V135H178V136H180ZM186 134H187V133H186ZM186 134H185V135H186ZM188 134H189V133H188ZM188 134H187V135H188ZM197 134H198V133H197ZM226 134H227V133H226ZM263 134H264V133H263ZM54 135L56 136V134H54ZM65 135H66V134H65ZM86 135H89V134H86ZM86 135H85V136H86ZM121 135H122V134H121ZM132 135H133V134H132ZM137 135H138V134H137ZM151 135H152V134H151ZM192 135H193V134H192ZM237 135H238V134H237ZM255 135H258V134H255ZM58 136H59V135H58ZM89 136L91 137V135H89ZM159 136H160V135H159ZM169 136H170V135H169ZM171 136H172V134H171ZM175 136H176V135H175ZM198 136H199V135H198ZM242 136H243V135H242ZM245 136H244V139L246 138ZM259 136H260V134H259ZM262 136H263V135H262ZM1 137H5V133H4L3 136H1ZM52 137H53V136H51V138H52ZM63 137H64V136H63V134H62L60 138L62 139ZM87 137H88V136H87ZM90 137H89V138H90ZM96 137H97V136H96ZM146 137H147V136H146ZM157 137H158V136H157ZM183 137H184V134H183ZM187 137H189V136H187ZM187 137H184V138L186 139ZM194 137H195V136H194ZM212 137H214V136H212ZM218 137H219V136H218ZM232 137H233V136H232ZM251 137L248 136L246 140L242 139L243 145H246L247 148H249V146L252 145V144L249 145V143H251V141H250V142L248 141V138L250 139ZM55 138H56V137H55ZM66 138H67V136H66ZM91 138H92V137H91ZM91 138H90V139H91ZM121 138H122V137H121ZM123 138H124V137H123ZM125 138H126V137H125ZM125 138H124V139H125ZM170 138H171V137H170ZM174 138H175V137H174ZM181 138H182V137H181ZM191 138H192V137H191ZM230 138H231V137H230ZM260 138H262V137H260ZM19 139H20V138H19ZM36 139H37V138H36ZM56 139H57V138H56ZM74 139H75V138H74ZM79 139H80V137H79ZM216 139H219V138H216ZM252 139L254 140L255 138L253 137ZM252 139H250V140H252ZM13 140H14V141H13ZM41 140H42V139H41ZM49 140H50V139H49ZM49 140H48V141H49ZM54 140H55V139L53 138V142H54ZM59 140H60V139H59ZM62 140H63V139H62ZM62 140H61V141H62ZM66 140L70 141V138L65 139V141H66ZM87 140H89V139H86V142H87ZM116 140H117V139H116ZM171 140H172V139H171ZM183 140H184V139H183ZM183 140H181V141L183 142ZM186 140H187V139H186ZM206 140H207V139H206ZM214 140H215V139H214ZM230 140H231V139H230ZM234 140H235V138H234ZM257 140H258V139H257ZM259 140H260V139H259ZM261 140H262V139H261ZM21 141H22V140H21ZM31 141H32V140H31ZM33 141H34V140H33ZM51 141H52V140H51ZM55 141L58 142L57 140H55ZM65 141H62V142H65ZM91 141H92V140H91ZM125 141H126V140H125ZM125 141H124V142H125ZM160 141H161V140H160ZM172 141H173V140H172ZM184 141H185V140H184ZM208 141H210V140H208ZM219 141H220V140H219ZM244 141H245L246 144L244 143ZM246 141L249 142L248 145H247V142H246ZM15 142H17V141H15ZM25 142H24V143H25ZM53 142H52V143H53ZM74 142H75V141H74ZM120 142H121V141H120ZM140 142H141V141H140ZM193 142H194V141H193ZM226 142H227V141H226ZM237 142H238V141H237ZM242 142H241V143H242ZM253 142H254V141H253ZM255 142H257V141H255ZM255 142H254V144H256ZM260 142H261V141H260ZM260 142H258V145H259ZM262 142H263V144H264V141H263V140H262ZM262 142H261V144H262ZM22 143H23V142H20V144H22ZM34 143H35V142H34ZM59 143H60V141H59ZM77 143H79V142H77ZM118 143H119V142H118ZM122 143H123V142H122ZM122 143H121V144H122ZM162 143H163V142H162ZM162 143H160V145H161ZM222 143H224V142H222ZM20 144H19V145H20ZM31 144H32V142H31ZM57 144H58V143H57ZM60 144H61V143H60ZM65 144H66V143H65ZM72 144H73V143H72ZM79 144H80V143H79ZM79 144H78V146H79L78 148H79V149H80V147L87 149L85 145H87V144L89 145V143L84 144V146H85V147H84L83 145L80 144V145H81V146H80ZM82 144H83V143H82ZM93 144H94V143H93ZM149 144H150V143H149ZM176 144H177V143H176ZM193 144H194V143H193ZM234 144L237 145V143H235V141H234ZM254 144L252 145V148H251V149H253ZM27 145H28V144H27ZM53 145H54V144H53ZM55 145H56V144H55ZM55 145H54V146H55ZM68 145H69V144H68ZM70 145H71V144H70ZM88 145H87V146H88ZM95 145H96V144H95ZM116 145H117V144H116ZM182 145H183V144H182ZM191 145H192V144H191ZM209 145H210V144H209ZM213 145H214V144H213ZM243 145H242V147H238V146H241V145H238V146H237L238 148H236V149H240V150H241V149H243L244 147H246V146H243ZM256 145H257V144H256ZM258 145H257V146H258ZM22 146H23V145H22ZM22 146H21V147H22ZM42 146H43V145H42ZM74 146H76V145H74ZM121 146H123V145H121ZM150 146H151V145H150ZM162 146H164V144H163ZM175 146H177V145H175ZM175 146H174V147H175ZM180 146H181V144H180ZM211 146H212V145H211ZM219 146H220V145H219ZM234 146H235V145H234ZM234 146H233V143H232V147H234ZM263 146H264V145H261V147H263ZM13 147H14V146H13ZM16 147H17V146H16ZM23 147H24V146H23ZM68 147H69V146H68ZM70 147H71V146H70ZM88 147H89V146H88ZM98 147H99V146H98ZM112 147H113V146H112ZM112 147H110V148H112ZM124 147H125V145H124ZM124 147H123V148H124ZM135 147H136V146H135ZM141 147H142V145H141ZM143 147H144V146H143ZM177 147H178V146H177ZM213 147H214V146H213ZM223 147H225V146H223ZM235 147H236V146H235ZM250 147H251V146H250ZM10 148H11V147H10ZM62 148H63V147H62ZM64 148H65V147H64ZM64 148H63V149H64ZM126 148H127V147H126ZM126 148H125V149H126ZM137 148H138V147H137ZM147 148H148V147H147ZM160 148H161V147L159 146V149H160ZM162 148H163V147H162ZM167 148H168V147H167ZM167 148H166V149H167ZM175 148H176V147H175ZM185 148H186V147H185ZM208 148H209V147H208ZM21 149H22L23 151L26 150V149L24 150L23 148H21ZM42 149H43V148H42ZM58 149H59V148H58ZM60 149H61V148H60ZM67 149H68V148H67ZM69 149H70V148H69ZM100 149H102V148H100ZM145 149H146V148H145ZM169 149H170V148H169ZM180 149H182V148H180ZM202 149H203V147H202ZM219 149L221 150V148H219ZM227 149H229V148H227ZM251 149H249V150H251ZM256 149H257V147H256ZM256 149H253V150L256 151ZM258 149L260 150V148H258ZM19 150H20V148H19ZM19 150H18V151H19ZM56 150H57V149H56ZM61 150H62V149H61ZM64 150H65V149H64ZM76 150H77V147H76ZM80 150L82 151L83 149H80ZM80 150H77V151H80ZM90 150H91V148H90ZM119 150H121V148H119ZM122 150H124V149H122ZM135 150H136V149H135ZM150 150H151V149H150ZM173 150H174V149H173ZM217 150H218V149H217ZM220 150H219V152H220ZM222 150H223V149H222ZM261 150H262V149H261ZM23 151H22V152H23ZM49 151H50V150H49ZM65 151H66V150H65ZM65 151H64V154H65ZM86 151H87V150H86ZM102 151H103V150H102ZM156 151H157V150H156ZM235 151H237V150H235ZM243 151H245V150H243ZM257 151H258V150H257ZM7 152H9V151H7ZM7 152H6V154H7ZM26 152H28V151H26ZM26 152H25V153H26ZM61 152H62V151H61ZM61 152H59V153H61ZM66 152H67V151H66ZM84 152H85V151H84ZM84 152H83V153H84ZM88 152H91V151H88ZM119 152H120V151H119ZM121 152H122V151H121ZM152 152H153V151H152ZM161 152H162V149H161ZM169 152H170V151H169ZM213 152H214V151H213ZM222 152H224V151H222ZM259 152L261 153L262 151H259ZM263 152H264V151H263ZM18 153H19V152H18ZM67 153H68V152H67ZM110 153H111V152H110ZM110 153H109V155L112 154V153H111V154H110ZM127 153H128V152H127ZM162 153H164V151H163ZM238 153H239V150H238ZM238 153H236V154H237V157H238ZM245 153H246V151H245ZM252 153H255V152H252ZM257 153H258V152H257ZM28 154H29V153H28ZM30 154H31V153H30ZM62 154H63V153H62ZM80 154L82 155V152H81ZM80 154H77V155H80ZM84 154H86V153H84ZM100 154H101V153H100ZM103 154H104V153H103ZM115 154H116V153H115ZM164 154H165V153H164ZM209 154H210V153H209ZM212 154H213V153H212ZM230 154H232V153H229V155H230ZM240 154H241V153H240ZM240 154H239V158L242 157V156H240ZM263 154H264V153H263ZM2 155H4V154H2ZM23 155H25V154H23ZM38 155H39V154H38ZM60 155H61V154H60ZM116 155H117V154H116ZM134 155H135V153H134ZM139 155H140V154H139ZM158 155H159V154H158ZM229 155H228V156H229ZM233 155H234V154H233ZM242 155H243V154H242ZM245 155H248V154H245ZM245 155H244V156H245ZM258 155L261 156L262 154H258ZM42 156H43V154H42ZM47 156H48V155H47ZM83 156H84V155H83ZM92 156H93V155H92ZM101 156H102V155H101ZM112 156H113V155H112ZM112 156H110V157H112ZM198 156H199V155H198ZM228 156H226V157H228ZM250 156H252V155H250ZM250 156H247V157L250 158ZM255 156H256V155H254V156H252V157H255ZM24 157H25V156H24ZM43 157H44V156H43ZM93 157H94V156H93ZM104 157H105V154H104ZM121 157H122V156H121ZM141 157H143V155L140 156V158H141ZM144 157H145V155H144ZM199 157H200V156H199ZM229 157H230V156H229ZM231 157H232V155H231ZM247 157L244 158L245 161L248 160ZM252 157H251V158H252ZM1 158H2V157H1ZM5 158H6V157H5ZM25 158H26V157H25ZM88 158H89V156H88ZM113 158H114V157H113ZM116 158H117V157H116ZM159 158H160V157H159ZM234 158H235V159H234ZM242 158H243V157H242ZM242 158H240V161H239V159L236 158V156L234 155V157H232V160H233V161H234V160L238 161L237 164H239V162H241V159H242ZM251 158H250V159H251ZM257 158H259V157H257ZM257 158H256V159H257ZM19 159H20V158H19ZM42 159H43V158H42ZM100 159H101V158H100ZM100 159H99V160H100ZM104 159H105V161L107 160L106 157H105ZM128 159H129V158H128ZM135 159H136V158H135ZM164 159H165V158H164ZM176 159H177V157H176ZM198 159H199V158H198ZM228 159H229V158H228ZM246 159H247V160H246ZM250 159L248 160L249 162L247 161V164H245V167H244V161H243V159H242V161H243L242 163H240L239 165L236 164L237 167H242V169H244V168L247 169L248 167H247L246 165L249 164L248 166H249V168H250V165L253 166V161H250ZM253 159H254V158H252V160H253ZM87 160L89 161V159H85L86 162H87ZM122 160H123V159H122ZM167 160H168V159H167ZM171 160H172V159H170V161H171ZM95 161H96V160H95ZM95 161H94V162H95ZM117 161H118V159L116 160V162H117ZM119 161H120V159H119ZM155 161H156V158H155ZM158 161H159V159H158ZM190 161H194V160H191V159H190ZM195 161H196V160H195ZM229 161H230V160H229ZM257 161H258V160H257ZM86 162H84V163H86ZM91 162H93V160H92ZM101 162H102V160L100 161V163H101ZM174 162H175V161H174ZM201 162H203V161H201ZM251 162H252V164H250ZM78 163H79V162H78ZM78 163H77V165H78ZM89 163H90V162H89ZM89 163H88V164H89ZM103 163H104V162H103ZM137 163H139V161H138ZM194 163H195V162H194ZM196 163H197V161H196ZM228 163H229V162H228ZM235 163H236V162H235ZM245 163H246V162H245ZM79 164H80V163H79ZM81 164H83V163H81ZM86 164H87V163H86ZM86 164H85V165H86ZM95 164H96V163H95ZM101 164H102V163H101ZM101 164H100V167H101ZM120 164H121V162H120ZM129 164H130V163H129ZM139 164H140V163H139ZM147 164H148V161H147ZM151 164H152V163H151ZM204 164H205V163H204ZM210 164H211V163H210ZM213 164H214V163H213ZM231 164H232V162H231ZM242 164H243V166H240V165H242ZM164 165H165V164H164ZM164 165H163V167H164ZM168 165H169V164H168ZM175 165H176V164H175ZM198 165H199V164H198ZM224 165H226V164H224ZM228 165L231 166L230 164H228ZM90 166L92 167L93 164L90 165ZM134 166H135V165H134ZM139 166H140V165H138V167H139ZM160 166H162V165H160ZM171 166H172V165H171ZM201 166H202V165H201ZM221 166H222V165H221ZM232 166H233V165H232ZM74 167H76V166H74ZM77 167H78V166H77ZM93 167H94V166H93ZM194 167H195V169H196V166H194ZM202 167H203V166H202ZM202 167H201V168H202ZM207 167H208V166H207ZM80 168L83 169L84 167L80 165ZM120 168H121V167H120ZM166 168H167V167H166ZM185 168H186V167H185ZM82 169H80L79 171H81ZM84 169H87V167L84 168ZM84 169H83V170H84ZM217 169H218V168H217ZM229 169H230V168H229ZM240 169H241V168H240ZM245 169H244V170H245ZM72 170H73V169H72ZM75 170L78 171V169H75ZM89 170H92V169L89 168ZM129 170H130V168H129ZM131 170H133V169H131ZM163 170H164V169H163ZM163 170H162V171H163ZM227 170H228V169H227ZM232 170H235V169L233 168ZM77 171H75V172H77ZM87 171H88V170H87ZM100 171H101V169H100ZM102 171H103V170H102ZM126 171H127V170H126ZM157 171H158V169H157ZM193 171H194V170H193ZM199 171H200V170H199ZM218 171H219V170H218ZM220 171H221V170H220ZM220 171H219V173H220ZM223 171H224V170H222V172H223ZM245 171H246V170H245ZM81 172H82V171H81ZM85 172H86V170H85ZM89 172H93V171H89ZM113 172H115V171H113ZM137 172H138V171H137ZM142 172H143V171H142ZM155 172H156V171H155ZM159 172H160V171H159ZM191 172H192V171H191ZM206 172H207V171H206ZM237 172H238V174H239L240 171L238 170ZM241 172H242V171H241ZM241 172H240V173H241ZM115 173H116V172H115ZM140 173H141V172H140ZM140 173H139V174H140ZM194 173H195V171H194ZM194 173H193V174H194ZM198 173H199V172H198ZM200 173H201V171H200ZM202 173H203V172H202ZM219 173H218V174H219ZM226 173H227V172H226ZM229 173H230V172H229ZM51 174H52V173H51ZM89 174H90V173H89ZM109 174H110V173H109ZM139 174H137V176H138ZM151 174H152V173H151ZM154 174H155V173H154ZM154 174H153V175H154ZM157 174H158V173H157ZM195 174H196V173H195ZM210 174H211V173H210ZM68 175H69V174H68ZM68 175H67V176H68ZM87 175H88V174H87ZM92 175H93V173L90 174V176H92ZM140 175H141V174H140ZM189 175H190V174H189ZM224 175H225V174H224ZM228 175H229V174H228ZM232 175H233V174H232ZM232 175H231V178H232ZM77 176H78V175H77ZM93 176H94V175H93ZM119 176H120V175H119ZM123 176H126V175L124 174ZM123 176L121 175V178H122ZM128 176H129V175H128ZM130 176H131V175H130ZM261 176H262V175H261ZM261 176H260V177H261ZM68 177H69V176H68ZM68 177H66V178H68ZM85 177H87V176H85ZM94 177H95V176H94ZM110 177H111V175H110ZM112 177H113V176H112ZM148 177H150V176H148ZM186 177H187V176H186ZM189 177H191V176H189ZM195 177H197V175H196ZM205 177H206V176H205ZM211 177H213V176H211ZM219 177H220V176H219ZM225 177H226V176H225ZM233 177H234V176H233ZM257 177H258V176H257ZM260 177L258 178V180L260 179ZM80 178H81V177H80ZM91 178H92V177H91ZM104 178H105V177H104ZM123 178H124V177H123ZM136 178H137V177H136ZM143 178H144V177H143ZM152 178H153V177H152ZM156 178H157V177H156ZM198 178H200V177H198ZM206 178H207V177H206ZM226 178H227V177H226ZM229 178H230V177H229ZM254 178H255V176H254ZM125 179H127V178H125ZM133 179H134V178H133ZM153 179H154V178H153ZM157 179H158V178H157ZM189 179H190V178H189ZM201 179H203V178H201ZM43 180H44V178H43ZM54 180H55V179H54ZM85 180H86V179H85ZM87 180L89 181V179H87ZM90 180H91V179H90ZM104 180H105V179H104ZM123 180H124V179H123ZM123 180H122V181H123ZM136 180H137V179H136ZM145 180H146V179H145ZM199 180H200V179H199ZM214 180H215V179H214ZM214 180H213V181H214ZM217 180H218V179H217ZM225 180H226V179H225ZM263 180H264V179H263ZM55 181H56V180H55ZM88 181H87V182H88ZM131 181H132V180H131ZM163 181H164V180H163ZM200 181H201V180H200ZM215 181H216V180H215ZM223 181H224V180H223ZM254 181H255V179H254ZM46 182H47V181H46ZM110 182L113 183V180H111ZM116 182H117V181H116ZM166 182H167V181H166ZM196 182H197V181H196ZM209 182H210V181H209ZM260 182H261V181H260ZM131 183H132V182H131ZM131 183H130V184H131ZM134 183H135V182H134ZM143 183H144V182H143ZM164 183H165V182H164ZM205 183H206V182H205ZM207 183H208V182H207ZM211 183H212V182H211ZM211 183H210V184H211ZM219 183H220V182H219ZM86 184H87V183H86ZM119 184H120V183H119ZM119 184H118V185H119ZM139 184H140V183H139ZM200 184H202V183H200ZM216 184H217V183H215V185H216ZM225 184H226V183H225ZM255 184H258V182L255 183ZM78 185H79V183H78ZM136 185H137V184H136ZM208 185H209V183H208ZM217 185H218V184H217ZM221 185H222V184H221ZM69 186H70V185H69ZM86 186H87V185H86ZM113 186H114V185H113ZM143 186H144V185H142V187L139 188V189H141V191H142V189H144ZM188 186H189V185H188ZM195 186H196V185H195ZM211 186H213V184H212ZM222 186H223V185H222ZM67 187H68V186H67ZM117 187H118V186H117ZM144 187L146 188V187H148V186L145 185ZM151 187H152V186H151ZM190 187H191V185H190ZM209 187H210V186H209ZM215 187H216V186H215ZM215 187H214V188H215ZM259 187H260V186H259ZM261 187H262V186H261ZM43 188H44V187H43ZM113 188H114V187H113ZM131 188H132V187H131ZM203 188H204V187H203ZM205 188H206V187H205ZM217 188H218V187H217ZM217 188H216V189H217ZM50 189H51V188H50ZM52 189H53V188H52ZM125 189H126V188H125ZM125 189H124V190H125ZM139 189H138V190H139ZM207 189H208V188H207ZM216 189H214V190H216ZM252 189H253V187H252ZM62 190H63V189H62ZM74 190H76V189H74ZM74 190H73V191H74ZM147 190H148V189H147ZM188 190H189V189H188ZM194 190H195V189H194ZM256 190H257V189H255V191H256ZM258 190H259V189H258ZM54 191H55V188H54ZM77 191H78V190H77ZM77 191H76V193H77ZM121 191H122V190H121ZM129 191H130V189H129ZM131 191H132V190H131ZM131 191H130V193H131ZM162 191H163V190H162ZM195 191H196V190H195ZM262 191H263V190H262ZM262 191L259 190V192H262ZM43 192H45V191H43ZM50 192H51V191H50ZM60 192H61V191H60ZM83 192H84V191H83ZM139 192H140V191H139ZM182 192H183V191H182ZM192 192H193V191H192ZM219 192H220V190H219ZM243 192H245V190H244ZM263 192H264V191H263ZM263 192H262V193H263ZM41 193H42V191H41ZM64 193H65V192H64ZM121 193H122V192H121ZM123 193H124V192H123ZM127 193H128V192H127ZM144 193H145V192H144ZM147 193H148V192H147ZM189 193H190V192H189ZM193 193H194V192H193ZM251 193H252V192H251ZM251 193H250V194H251ZM46 194H47V193H46ZM46 194H45V195H46ZM70 194H71V193H70ZM136 194H137V193H136ZM152 194H153V193H152ZM162 194H163V193H162ZM191 194H192V193H191ZM194 194H195V193H194ZM208 194H209V193H208ZM220 194H221V193H220ZM248 194H249V193H248ZM250 194H249V195H250ZM256 194H257V193H256ZM263 194H264V193H263ZM6 195H7V194H6ZM77 195H79V194L77 193ZM80 195H81V193H80ZM86 195H87V194H86ZM143 195H144V198L147 197V196L145 197V194H143ZM143 195H141V196H142L141 198H143ZM146 195H148V194H146ZM210 195H211V194H210ZM4 196H5V195H4ZM89 196H90V195H89ZM89 196H88V197H89ZM131 196H133V195H131ZM190 196H191V195H190ZM243 196H244V195H243ZM243 196H242V197H243ZM247 196H248V195H247ZM258 196H260V198L262 199L261 196H264V195H262V194L259 195V194H258ZM258 196L256 195L257 198H258ZM6 197H7V196H6ZM69 197H70V195H69ZM71 197H72V196H71ZM75 197H77V196H74V198H73L72 200H74ZM85 197H86V196H85ZM123 197H124V196H123ZM123 197H122V198H123ZM126 197H127V194H126ZM126 197H125V198H126ZM129 197H130V195H129ZM133 197H135V196H133ZM138 197H139V196H138ZM186 197H187V196H186ZM191 197H192V196H191ZM193 197H194V195H193ZM196 197H198V196H196ZM249 197H250V196H249ZM249 197H248V199H249ZM252 197H254V195H252ZM256 197H255V198H256ZM61 198H62V197H61ZM63 198H64V197H63ZM91 198H92V197H91ZM115 198H116V197H115ZM125 198H124V199H125ZM147 198H148V197H147ZM200 198H201V197H200ZM263 198H264V197H263ZM2 199H3V198H2V196H1V198H0V201H1V202H2ZM64 199H65V198H64ZM81 199H82V198H81ZM87 199H88V198H87ZM110 199H111V197H110ZM113 199H114V198H113ZM135 199H136V198H135ZM153 199H154V198H153ZM194 199H195V198H194ZM194 199H193V200H194ZM210 199H211V198H210ZM244 199H245V198H244ZM261 199H257V200H259V201L256 200L257 203L259 202L258 205L260 204V207H261V205H264V202H263V204L260 203V201H264V199H262V200H261ZM4 200H5V199H4ZM61 200H62V199H61ZM75 200H76V199H75ZM115 200L117 201L118 199H115ZM128 200H129V199H128ZM137 200H140V199H137ZM144 200H145V199H144ZM191 200H192V199H191ZM193 200H192V201H193ZM197 200H198V199H197ZM246 200H247V199H246ZM57 201H58V200H57ZM62 201H63V200H62ZM84 201H85V200H84ZM124 201H125V200H124ZM147 201H148V199H147ZM149 201H150V199H149ZM158 201H159V200H158ZM186 201H187V200H186ZM186 201H185V202H186ZM189 201H190V200H189ZM208 201H209V200H208ZM233 201H234V200H233ZM236 201H237V200H236ZM3 202H4V201H3ZM3 202H2V204H3ZM26 202H27V201H26ZM69 202H70V201L68 200V204L72 203V202H70V203H69ZM74 202H75V203H74ZM82 202H83V201H82ZM89 202H91V200H90ZM89 202L87 201V203H89ZM106 202H107V201H106ZM117 202H118V201H117ZM132 202H133V201H132ZM139 202H141V201H139ZM181 202H182V201H181ZM32 203H33V202H32ZM83 203H84V202H83ZM108 203H109V202H108ZM114 203H115V202H114ZM120 203H121V202H120ZM124 203H125V202H124ZM124 203H123V204H124ZM145 203H146V201L144 202V204H145ZM148 203H149V202H147L146 204H148ZM158 203H159V202H158ZM187 203H188V202H187ZM193 203H194V202H193ZM226 203H227V202H226ZM246 203H247V202H246ZM253 203L255 204V202H253ZM0 204H1V203H0ZM16 204H17V203H16ZM68 204H67V205H68ZM75 204H76V201H73V203H72V207L75 206ZM128 204H129V203H128ZM150 204H152V203L150 202ZM150 204H149V205H150ZM185 204H186V203H185ZM197 204H198V203H197ZM233 204H235V202H234ZM236 204H237V203H236ZM41 205H42V204H41ZM44 205H45V204H44ZM44 205H43V206H44ZM106 205H107V204H106ZM115 205H116V203H115ZM119 205H120V204H119ZM193 205H194V204H193ZM193 205H192V206H193ZM205 205H206V204H205ZM237 205H238V204H237ZM250 205H251V203H250ZM258 205L256 204L257 207H258ZM0 206H1V205H0ZM3 206H4V205H3ZM3 206H1V207H3ZM6 206H7V205H6ZM11 206H12V205H11ZM11 206H10V208H11ZM49 206H50V205H49ZM77 206H78V204H77ZM112 206H114V205H112ZM180 206H181V205H180ZM182 206H183V205H182ZM190 206H191V205H190ZM221 206H222V205H221ZM239 206H240V205H239ZM239 206H238V207H239ZM247 206H248V205H247ZM252 206L255 208V210H257L256 206L251 205V208H252ZM36 207H37V206H36ZM36 207H35V208H36ZM46 207H47V206H46ZM61 207H62V206H61ZM75 207H76V206H75ZM105 207H106V206H105ZM116 207L118 208L119 206H116ZM136 207H137V206H136ZM148 207H149V206H148ZM196 207H197V206H196ZM260 207H259V208H260ZM4 208H5V207H4ZM7 208H8V207H7ZM23 208H24V207H23ZM23 208H22V209H23ZM68 208L71 209V205H69ZM77 208H78V207H77ZM81 208H82V207H81ZM84 208H85V206H84ZM114 208H115V207H113V209H114ZM122 208H123V207H122ZM150 208H151V205H150ZM175 208H176V207H175ZM218 208H219V207H218ZM254 208H253V209H254ZM262 208L264 209V206H262ZM45 209H46V208H45ZM73 209H74V207H73L71 210L73 211ZM126 209H127V207H126ZM152 209H153V208H152ZM152 209H151V210H152ZM193 209H195V208H193ZM240 209H241V208H240ZM248 209H249V208H248ZM260 209H261V208H260ZM260 209H258L257 211H259ZM263 209L260 210V212H261L262 214H264V213H263V211H264ZM71 210L68 209V211H71ZM79 210L82 211L81 209H79ZM86 210H87V209H86ZM110 210H112V209H110ZM121 210H122V209H121ZM159 210H160V209H159ZM173 210H174V209H173ZM200 210H201V209H200ZM62 211H63V210H62ZM62 211H61V212H62ZM83 211H84V210H83ZM115 211H116V210H115ZM125 211H126V210H125ZM188 211H189V210H188ZM250 211H251V209H250ZM252 211H253V210H252ZM32 212H33V211H32ZM34 212H35V211H34ZM64 212H65V211H64ZM78 212H79V211H78ZM120 212H121V211H120ZM120 212H118V213H120ZM165 212H166V211H165ZM253 212H254V211H253ZM13 213H14V212H13ZM13 213L9 211V214H12V215H10V216H12V218H10V219H14V217L16 218V216L14 215L15 213H14V214H13ZM24 213H25V212H24ZM67 213H70V212H67ZM67 213H66V214H67ZM73 213H76V208H75V212H73ZM106 213H107V212H106ZM112 213H114V212H112ZM112 213H110V214L108 213L107 215H109V217H110V215H111ZM122 213H123V211H122ZM126 213H127V212H126ZM135 213H136V212H135ZM148 213H149V212H148ZM148 213H147V214H148ZM150 213H151V212H150ZM157 213H158V212H157ZM157 213H156V215H157ZM254 213H255V212H254ZM256 213H257V212H256ZM256 213H255V214H256ZM2 214H4V213H2ZM6 214H7V213H6ZM17 214H19L18 211H17ZM17 214H16V215H17ZM36 214H37V213H36ZM62 214H63V213H62ZM71 214H72V212H71ZM77 214H78V213H77ZM77 214H76V215H77ZM101 214H102V213H101ZM116 214H117V213L115 212V215H116ZM128 214H129V213H128ZM211 214H212V213H211ZM221 214H222V213H221ZM224 214H226V212H225ZM13 215H14V217H13ZM105 215H106V214H105ZM112 215H113V214H112ZM138 215H139V214H138ZM148 215H149V214H148ZM160 215H161V214H160ZM171 215H172V214H171ZM0 216L2 217V215H0ZM33 216H34V215H33ZM41 216H42V215H41ZM48 216H49V215H48ZM48 216H47V217H48ZM50 216H51V215H50ZM57 216H59V215H57ZM70 216H71V215H70ZM169 216H170V214H169ZM212 216H213V215H212ZM256 216H257V215H256ZM4 217H5V216H4ZM19 217H20V216H19ZM38 217H39V216H38ZM68 217H69V216H68ZM75 217H76V216H75ZM81 217H82V216H81ZM104 217H105V216H104ZM111 217H113V216H111ZM136 217H137V215H136ZM148 217H149V216H148ZM155 217H156V216H155ZM164 217H165V216H164ZM223 217H226V216H223ZM246 217H247V216H246ZM258 217H260V215H258ZM63 218H64V217H63ZM89 218H90V217H89ZM102 218H103V217H102ZM106 218H108V217L106 216ZM117 218H118V217H117ZM168 218H169V217H168ZM221 218H222V217H221ZM236 218H237V217H236ZM20 219H21V218H20ZM22 219H23V218H22ZM22 219H21V220H22ZM32 219H33V218H32ZM73 219H74V217H73ZM76 219H77V218H76ZM78 219H79V217H78ZM104 219H105V218H103V220H104ZM113 219H114V218H113ZM136 219H137V218H136ZM147 219H148V218H147ZM158 219H159V218H158ZM165 219H166V217H165ZM206 219H207V218H206ZM215 219H216V218H215ZM224 219H225V218H224ZM249 219H250V218H249ZM15 220H16V219H15ZM18 220H19V219H18ZM18 220H17V221H14L15 223H14V222H12V223L9 222V223H11L12 226H13V223L16 224V222H18ZM41 220H42V219H41ZM69 220H71V219H69ZM109 220H110V219H109ZM116 220H117V219H116ZM140 220H141V218H140ZM148 220H150V218H149ZM163 220H164V219H163ZM163 220H162V221H163ZM170 220H171V218H170ZM203 220H204V219H203ZM0 221H2V220L0 219ZM25 221H26V220H25ZM89 221H90V220H89ZM141 221H142V220H141ZM141 221H140V222H141ZM209 221H210V220H209ZM215 221H217V220H215ZM236 221H237V220H236ZM3 222H4V221H3ZM19 222H21V221H19ZM83 222H84V221H83ZM137 222H138V221H137ZM160 222H161V221H160ZM253 222H254V221H253ZM253 222H252V223H253ZM31 223H32V222H31ZM31 223H30V224H31ZM46 223H47V222H46ZM64 223H65V222H64ZM207 223H208V222H207ZM243 223H244V222H243ZM262 223H263V222H262ZM0 224H1V223H0ZM19 224H20V223H19ZM32 224H33V223H32ZM39 224L41 225V223H39ZM57 224H58V223H57ZM77 224H78V223H77ZM105 224H106V223H105ZM132 224H134V223H132ZM137 224H138V223H137ZM141 224H142V222H141ZM146 224H149L148 221H147ZM169 224H170V223H169ZM208 224H209V223H208ZM3 225H6V224H3ZM16 225H18V224H16ZM61 225H62V224H61ZM79 225H81V224H79ZM205 225H206V224H205ZM220 225H221V224H220ZM9 226H10V225H9ZM14 226H15V225H14ZM33 226H34V225H33ZM43 226L45 227V225H43ZM68 226H69V225H68ZM71 226H72V225H71ZM71 226H70V227H71ZM74 226H75V225H74ZM94 226H95V225H94ZM151 226H153V225H151ZM168 226H169V225H168ZM222 226H223V225H222ZM238 226H239V225H238ZM0 227H3V226H0ZM30 227H32V226H30ZM77 227H80V226H77ZM77 227H76V228H77ZM134 227H135V226H134ZM134 227H133V225H132V228H134ZM137 227H138V225H137ZM164 227H165V225H164ZM202 227H203V225H202ZM251 227H252V226H251ZM14 228H16V227H14ZM14 228H13V229H14ZM52 228H54V227H52ZM97 228H98V227H97ZM141 228H142V227H141ZM150 228H152V227H150ZM165 228L167 229V227H165ZM203 228H204V227H203ZM211 228H212V227H211ZM11 229H12V228H11ZM13 229H12V230H13ZM25 229H26V228H25ZM32 229H33V228H32ZM34 229H35V227H34ZM37 229H41V228L37 227ZM48 229H49V227H48ZM69 229H70V228H69ZM77 229H78V228H77ZM77 229H76V231H77ZM94 229H95V228H94ZM100 229H101V228H100ZM107 229H108V228H107ZM130 229H131V228H130ZM168 229H169V228H168ZM231 229H232V228H231ZM231 229H230V232H231ZM246 229H247V228H246ZM249 229H250V228H249ZM249 229H248V230H249ZM15 230H16V229H15ZM35 230H36V229H35ZM41 230H42V229H41ZM43 230H44V229H43ZM43 230H42V231H43ZM61 230H62V229H61ZM78 230H79V229H78ZM86 230H87V229H86ZM95 230H96V229H95ZM133 230L136 232V231H137L136 227H135L134 229H132V232H133ZM140 230H141V229H140ZM143 230H144V229H143ZM204 230H205V229H204ZM222 230H223V229H222ZM224 230H225V229H224ZM236 230H237V229H236ZM251 230H252V229H251ZM8 231H9V230H8ZM21 231H22V229L20 230V232H21ZM53 231H54V230H53ZM66 231H67V230H66ZM76 231H75V232H76ZM87 231H88V230H87ZM97 231H98V230H97ZM107 231H108V230H107ZM107 231H106V232H107ZM124 231H125V230H124ZM124 231H123V232H124ZM164 231H165V230H164ZM172 231H173V230H172ZM198 231H199V230H198ZM228 231H229V230H228ZM32 232H33V231H32ZM54 232H55V231H54ZM56 232H57V230H56ZM61 232H62V231H61ZM84 232H85V231H84ZM95 232H96V231H95ZM110 232H113V231L110 230ZM123 232H120V234L123 233ZM142 232H144V231H142ZM142 232H141V233H142ZM151 232H152V231H151ZM153 232H154V230H153ZM249 232H250V231H249ZM2 233H3V231H2ZM13 233H14V232H13ZM15 233H16V232H15ZM15 233H14V234H15ZM26 233H27V232H26ZM26 233H25V234H26ZM36 233H37V232H36ZM38 233H39V231H38ZM42 233H43V232H42ZM76 233H77V232H76ZM76 233H75V234H76ZM79 233H80V232H79ZM85 233H86V232H85ZM88 233H89V232H88ZM88 233H87V235H88ZM92 233H93V232H92ZM127 233H128V232H127ZM133 233H134V232H133ZM136 233H137V232H136ZM139 233H140V232H139ZM175 233H176V232H175ZM197 233H198V232H197ZM3 234H4V233H3ZM8 234H10V233L8 232ZM8 234H6V235H8ZM30 234H31V233H30ZM71 234H72V233H69V235H70L69 238H71ZM95 234H96V233H95ZM98 234H99V233H98ZM98 234H97V235H98ZM108 234H109V233H108ZM194 234H195V233H194ZM198 234H199V233H198ZM198 234H197V235H198ZM210 234H211V233H209V235H210ZM261 234H262V233H261ZM38 235H39V234H38ZM66 235H67V234H66ZM77 235H78V234H77ZM97 235H95V236H97ZM133 235L137 236L136 234H133ZM145 235H146V234H145ZM153 235H154V233H153ZM201 235H202V234H201ZM201 235H199V236H201ZM206 235H207V234H206ZM223 235H224V234H223ZM255 235H256V234H255ZM12 236H13V235H12ZM16 236H17V235H16ZM28 236H29V235H28ZM93 236H94V234H93ZM95 236L93 237V239H96ZM104 236H105L106 240H109V237H108V239H107V237H106L107 235H104ZM108 236H109V235H108ZM116 236H117V235H116ZM116 236H114V234H112L111 238H112L113 241H117V240H118L119 243H124V242H123V240H124L123 238H121V237H116ZM128 236H129V235H128ZM139 236H141V234H140ZM148 236H149V235H148ZM151 236H152V235H151ZM159 236H160V235H159ZM161 236H162V235H161ZM167 236H168V235H167ZM202 236H203V235H202ZM225 236H226V235H225ZM231 236H232V235H231ZM241 236H242V235H241ZM6 237L8 238V236H6ZM14 237H15V236H14ZM18 237H19V236H18ZM18 237H17V238H18ZM26 237H27V236H26ZM32 237H33V236H32ZM32 237H31V238H32ZM66 237H67V236H66ZM98 237H99V236H98ZM100 237H101V236H100ZM123 237H124V235H123ZM144 237H145V236H144ZM144 237H143V238H144ZM218 237H219V236H218ZM253 237H254V236H253ZM253 237H252V238H253ZM10 238H11V237H9V239H8L9 241H7L8 244H9V242L12 243V241H10V240H11ZM24 238H25V237H24ZM57 238H58V237H57ZM64 238H65V236H64ZM69 238H68V239H69ZM91 238H92V236H91ZM137 238H138V237H137ZM168 238H169V237H168ZM259 238H260V237H259ZM2 239H4V236H3ZM2 239H1V240H2ZM21 239L23 240V238H21ZM26 239H28V238H26ZM46 239H47V238H46ZM97 239H98V238H97ZM103 239H104V238H103ZM149 239H150V238H149ZM160 239H161V238H160ZM216 239H217V238H216ZM218 239H219V238H218ZM4 240H7V239L5 238ZM13 240H15V239H13ZM16 240H17V239H16ZM22 240H21V241H22ZM40 240H41V239H40ZM70 240H71V239H70ZM84 240H86V239H84ZM194 240H195V239H194ZM245 240H246V239H245ZM254 240H255V239H254ZM37 241H38V240H37ZM79 241H80V240H79ZM148 241H149V240H148ZM156 241H157V240H156ZM161 241H162V240H161ZM252 241H253V240H252ZM4 242H5V241H4ZM7 242H5V244H6ZM15 242H16V241H15ZM18 242H19V241H18ZM31 242L33 243V241H31ZM34 242H35V241H34ZM76 242H77V241H76ZM92 242H94V240H93ZM102 242H103V241H102ZM145 242H146V241H145ZM207 242H208V241H207ZM214 242H215V241H214ZM253 242H254V241H253ZM19 243H20V242H19ZM37 243H38V242H37ZM63 243H64V242H63ZM94 243H95V242H94ZM110 243H111V242H110ZM112 243H114V242H112ZM119 243H118V244H119ZM150 243H151V242H150ZM183 243H184V242H183ZM232 243H233V242H232ZM251 243H252V242H251ZM13 244H14V242H13ZM29 244H31V243H29ZM41 244H42V243H41ZM54 244H55V243H54ZM58 244H59V242H58ZM66 244H67V243H66ZM76 244H77V243H76ZM78 244H79V243H78ZM89 244H91V243L89 242ZM108 244H109V243H108ZM115 244H116V243H115ZM147 244H148V243H147ZM152 244H153V243H152ZM158 244H159V243H158ZM243 244H244V243H243ZM47 245H48V243H47ZM51 245H52V244H51ZM103 245H104V244H103ZM123 245H124V244H123ZM156 245H157V243H156ZM166 245H167V244H166ZM217 245H218V244H217ZM257 245H258V244H257ZM260 245H261V244H260ZM4 246H5V245H4ZM8 246H9V245H8ZM11 246H12V244H11ZM48 246H49V245H48ZM65 246H66V245H65ZM65 246H64V247H65ZM69 246H70V245H69ZM72 246H74V245H72ZM76 246H77V245H76ZM93 246H94V244H93ZM93 246H92V247H93ZM124 246H125V245H124ZM141 246H143V245H141ZM160 246H161V245H159V247H160ZM181 246H182V245H181ZM242 246H243V245H242ZM12 247L14 248V246H12ZM74 247H75V246H74ZM86 247H87V246H86ZM162 247H163V246H162ZM211 247H212V246H211ZM249 247H251V246H249ZM8 248H9V247H7V249H8ZM76 248H77V247H76ZM78 248H79V247H78ZM81 248H82V247H81ZM81 248H80L79 251H81ZM96 248H97V247H96ZM102 248H103V247H102ZM105 248H106V247H105ZM123 248H124V247H123ZM143 248H144V246H143ZM151 248H152V247H151ZM156 248H157V247H156ZM214 248L217 249L216 247H214ZM252 248H253V247H252ZM42 249H43V248H42ZM65 249H66V248H65ZM68 249H72V248L70 247V248H68ZM74 249H75V248H74ZM118 249H119V248H118ZM220 249H221V248H220ZM247 249H250V248H247ZM3 250H4V249H3ZM62 250H63V249H62ZM77 250H78V249H77ZM82 250H83V249H82ZM86 250L88 251V249H86ZM194 250H195V249H194ZM206 250H207V249H206ZM245 250H246V248H245ZM251 250H252V249H251ZM10 251H11V249L9 250V252H10ZM44 251H45V249L42 250L41 252H44ZM65 251H66V250H65ZM72 251H73V250H72ZM94 251H95V250H94ZM97 251H98V250H97ZM101 251H102V250H101ZM204 251H205V250H204ZM209 251H210V250H209ZM217 251H218V250H217ZM247 251H249V250H247ZM66 252H67V251H66ZM68 252H69V251H68ZM84 252H85V251H84ZM103 252H104V250H103ZM175 252H176V251H175ZM177 252H178V251H177ZM212 252H213V251H212ZM244 252H246V251H244ZM251 252H252V251H251ZM59 253H60V252H59ZM69 253H70V252H69ZM77 253H79V252H77ZM124 253H126V252H124ZM209 253H210V252H209ZM217 253H219V252H217ZM217 253H216V254H217ZM220 253H221V252H220ZM248 253H249V252H248ZM43 254H44V253H43ZM43 254H41V255H43ZM45 254H46V253H45ZM62 254H63V253H62ZM62 254H61V255H62ZM172 254L174 255V253H172ZM172 254H171V255H172ZM204 254H205V253H204ZM235 254H236V253H235ZM235 254H234V255H235ZM250 254H251V253H249V255H250ZM252 254H253V253H252ZM255 254H256V252H255ZM261 254H262V253H261ZM13 255H14V254H12V255H10V256H13ZM41 255H40V257H41ZM57 255H58V254H57ZM70 255H71V254H70ZM73 255H74V254H73ZM78 255H79V254H78ZM97 255H98V254H97ZM101 255H102V254H101ZM112 255H113V254H112ZM161 255H162V254H161ZM258 255H259V254H258ZM258 255H257V256H258ZM95 256H96V255H95ZM113 256H114V255H113ZM121 256H122V255H121ZM166 256H167V255H166ZM229 256H230V255H229ZM244 256H245V255H244ZM13 257H15V256H13ZM43 257H44V256H43ZM43 257H42V261L44 262L46 259L43 260ZM52 257H53V256H52ZM54 257H55V256H54ZM56 257H57V256H56ZM68 257H69V256H68ZM99 257H100V256H99ZM118 257H120V256H118ZM144 257H146V256H144ZM169 257H170V256H169ZM169 257H168V258H169ZM212 257H213V256H212ZM218 257H219V256H218ZM223 257H224V256H223ZM226 257H228V256H226ZM262 257H263V256H262ZM1 258H2V257H1ZM10 258H12V257H9V259H10ZM48 258H49V257H48ZM80 258H82V257H80ZM102 258H103V257H102ZM105 258H106V257H105ZM110 258H111V257H110ZM164 258H165V257H164ZM175 258H176V255H175ZM180 258H181V257H180ZM221 258H222V257H221ZM236 258H237V257H236ZM253 258H254V257H253ZM18 259H19V258H18ZM64 259H65V258H64ZM64 259H63V260H64ZM85 259L87 260V258H85ZM132 259H133V257H132ZM148 259H150V258H148ZM148 259H147V260H148ZM161 259H162V258H161ZM177 259H178V258H177ZM186 259H187V258H186ZM11 260H13V259H11ZM35 260H36V259H35ZM53 260H54V259H53ZM60 260H61V259H60ZM70 260H73V258H72V259H69L68 261H70ZM122 260H123V259H122ZM122 260H121V261H122ZM130 260H131V259H130ZM143 260H145V259H143ZM153 260H154V259H153ZM155 260H156V259H155ZM170 260H172V259H170ZM235 260H236V259H235ZM244 260H245V259H244ZM254 260H255V259H254ZM259 260H260V259H259ZM9 261H10V260H9ZM30 261H31V260H30ZM40 261H41V260H40ZM111 261H112V260H111ZM114 261H115V258H114ZM166 261H167V259H166ZM182 261H185V260H182ZM204 261H205V260H204ZM232 261H233V260H232ZM245 261H246V260H245ZM12 262H13V261H12ZM46 262H47V261H46ZM53 262H54V261H53ZM56 262H57V261H56ZM59 262H60V261H59ZM76 262H77V261H76ZM86 262H87V261H86ZM105 262H106V261H105ZM112 262H113V261H112ZM143 262H144V261H143ZM163 262H165V261L163 260ZM206 262H207V260H206ZM230 262H231V261H229V263H230ZM240 262H241V261H240ZM9 263H10V262H9ZM20 263H21V262H20ZM32 263H33V262H32ZM65 263H66V262H65ZM74 263H75V262H74ZM114 263H115V262H114ZM114 263H113V264H114ZM176 263H177V262H176ZM183 263H184V262H183ZM195 263H196V262H195ZM198 263H199V262H198ZM220 263H221V262H220ZM246 263H247V262H246ZM11 264H12V263H11ZM16 264H17V261H16ZM36 264H38V263H36ZM40 264H41V263H40ZM42 264H43V263H42ZM53 264H54V263H53ZM59 264H60V263H59ZM61 264H62V263H61ZM77 264H78V263H77ZM84 264H85V263H84ZM107 264H108V263H107ZM122 264H123V263H122ZM159 264H160V263H159ZM168 264H169V263H168ZM174 264H175V263H174ZM199 264H200V263H199ZM207 264H208V263H207ZM225 264H226V263H225ZM231 264H232V263H231ZM250 264H252V263H250Z\"/></svg>",
    "mask_w": 264,
    "mask_h": 264
}]
</instances>
